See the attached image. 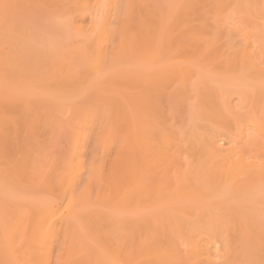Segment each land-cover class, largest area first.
<instances>
[{"label":"bare ground","instance_id":"obj_1","mask_svg":"<svg viewBox=\"0 0 264 264\" xmlns=\"http://www.w3.org/2000/svg\"><path fill=\"white\" fill-rule=\"evenodd\" d=\"M75 1V0H74ZM88 1V0H87ZM89 1H91V0H89ZM93 1V0H92ZM118 1L119 0H115V2L114 3H117L118 4ZM124 2V4H126L125 2L127 1H125V0H123ZM132 1V0H131ZM130 1V2H131ZM137 1V0H136ZM145 1V3H147L146 2V0H144ZM147 1H149V0H147ZM152 1H157V0H152ZM152 1H150V2H152ZM159 1V0H158ZM162 1V3H163V0H161ZM161 1H160V3H159V5L161 6V7H163V4L161 3ZM165 2H164V5H166V4H168L169 2H167L166 0H164ZM176 1H178V0H175V2ZM194 1H200V0H182V4L179 6V7H173L174 6V4L173 3H175L174 1H172L171 0V2H173L172 4H173V8H174V10H172V12H171V7L170 6H168L167 7V5L166 6H164V7H166V8H169V11L170 12H168L167 10L168 9H164V7L162 8L163 9V11H164V13H163V15L165 14V16H166V19L168 20V22H167V24L166 25H163L164 24V22L162 23L161 21H163L164 20V18H163V20L161 19V17H160V15L158 14L159 12H157L158 11V6L159 5H157V4H155V6L157 5V8L156 7H153L154 6V4H151V5H153V6H150V4H149V6L150 7H152V9L153 8H155V9H157V10H153L154 12L156 11L157 13L156 14H158L157 16L161 19V21H159L158 19V17L156 16V18H154L152 15L153 14H150V12H149V9L147 10V8H146V11H148V13L150 14V16H148L147 14L148 13H146V11L143 13L144 15H147V16H145V18L147 17H150V19H151V21L150 22H148V19H144V16L142 15V12H143V9L145 10V6L144 5H141V3H137V2H139V1H137L136 3L139 5H141V6H144V7H142L141 9H142V12L141 11H139L138 10V12L140 13L141 12V15H139V16H137L136 18H140V20H141V17H142V20L138 23V25H136L135 26V24H134V26H135V28H136V30H135V28H133L136 32L135 33H128L127 31V29L129 28H127V24L126 23H124L123 21L125 20H127V18L128 17H124L123 18V15H126L127 14V12H124L125 11V9H123L122 8V11H120V13H122V21H120V19H119V21H120V23L122 22V24H123V26L125 25V27H126V29H121V28H119L122 24H119V22L117 23V25L119 26L118 28H116V27H114L113 25H114V22H112L111 20L113 19V17H111L112 19L110 20V16L108 17L107 16V14L109 15V14H111V13H107V11H108V9H107V11H106V9L105 10H103V11H106V13L107 14H105V12H104V15L105 16H107V18L105 17V16H101L100 14L102 13V9L100 10V8H98L99 6H105V4H99V2H100V0L99 1H97L96 0V2L94 1L93 3H91L90 2V5L92 4L93 6H95L94 4L95 3H97L98 4V7H97V5H96V13L98 14V12H97V10L99 9V11L101 12H99L100 14L98 15L100 18L98 19V16H97V18H96V16L95 17H92V18H94V21H93V19L91 20V21H93L94 22V24L92 23V22H90V25L91 24H93V25H96L95 27H94V29H92L91 30V28L92 27H90V31H89V29L88 30H86V28L88 27V26H85V24H84V26H81V25H83L82 23H80L81 25H79L78 24V22H77V24L75 23V25H77V27L74 29V30H76L78 27V29L77 30H80V31H78V34H79V32H80V34H81V36H82V44H80L78 41L81 39V38H79L80 37V35L78 36V34L76 33L77 32V30L76 31H74L76 34H75V36H78L77 38H79L78 39V41H74L76 44H74L75 46L77 45V43H79L80 45H77V49H78V46L80 47L78 50L80 51V52H78V50L76 49V51L78 52V53H80V54H82V56H80V57H82V59H80V60H82V67H83V69H77V67H79V66H76L75 64H74V62H72L74 65H75V67H76V69L74 68V66L72 67L70 64H72L71 62H70V58L68 59V57H67V59L69 60V62L67 63V62H65V60L66 59H62L61 57V59L65 62H63L62 60H60V59H58L59 57L56 55L55 56V54L56 53H58V50L56 49V51L55 52H53V50H52V48L50 47V48H48L49 49V52H50V49L52 50L51 52H52V54H54V56H55V58L57 59H55L52 55L50 56V57H48L47 55H44V53H43V55L44 56H47V59H46V57H43L44 59H46V60H44L43 58L42 59H40L37 55V57L34 55V54H36L35 53V51L33 52V51H31L32 52V56H35V57H31V55H30V52H28L29 50H31L33 47H28L29 48V50L27 51L25 48H22V50H26V52H23L24 53V56H23V53H21V55L23 56V58H22V56H21V58L19 57V55H18V58H14V60L15 59H17V61H18V59L20 58V59H23L22 61H20V62H17L16 60L13 62V63H18V64H13L12 63V65H10V63H9V59L8 58H12V56L9 54V52H7L6 54H8V58L6 57V59H5V57H3L2 59H4L3 61H2V59L0 58V60L2 61H0V65L1 64H3V65H1V68H2V66H5V65H8L9 67H10V69L9 70H11V72H12V74H13V71L12 70H14V71H16V68L18 67V66H21L22 68L23 67H25L24 69H21V67H20V69L22 70L21 71V78L20 79H22V81H25V78H26V83H24V85H27V84H31V86H33L36 82V80L38 81V79H40V78H38L37 77V75L39 76V72L35 75L36 76V78L34 77V74L32 75L31 74V76H33L34 78L32 79L35 83H33V81H29V79L31 78V76H29L27 73H29L27 70L30 68V63H31V67L33 66H37L38 65V69H35V71L37 72V70H41L40 68H42V66H43V69H45L44 67V65H47L46 63H45V61L46 62H48V61H51L50 60V58L51 57H53V58H51V59H55L54 60V64H53V66H54V68H56V70L55 71H51V69H52V67L50 68V67H48V65L50 64H48L47 65V67L50 69L49 71H51L54 75H52V77L50 76V75H48V76H45L44 78H46V79H48L49 81H50V79H49V76L51 77V81L52 82H49L48 84H50V83H52V85H54V87L53 86H49L48 85V94H50V96L52 97V98H59L61 101L60 102H58L57 101V99L56 100H54L53 102H55V101H57V104H58V106L57 107H59V103H61V104H63L64 102H66L65 103V105L64 106H67L68 108H69V105L71 106V107H74V108H72V109H74V110H76L77 109V111L75 112V113H79L80 114V116L78 117V114H77V116L76 117H78L77 119H76V121H75V114H74V111H73V115L71 116V118H73V120L76 122H73V120L68 116V118L69 119H71L72 120V123L74 124L73 126H72V124H71V122H70V120H68L65 116H66V113L65 114H63L64 113V111H62L61 112V115L63 116V115H65V116H63V118H64V120H65V118L67 119V122L68 123H66V125L68 124V125H70V127L72 126V128H73V130H72V128H70L69 126H67V127H69V129H71V132L73 133H71V136H74V138L75 139H71V137H70V140L72 141H74V140H76V141H74L75 142V146H74V142L73 143H71V141H70V146L72 147V146H74V149H72V150H74V151H71V148H69V152L68 151H66V152H68V154L71 152L72 154L70 155H68L67 156V153H66V155H65V153H64V158H62V161H63V159H65L64 161H63V163L62 164H64L65 165V167L61 164V166H63V167H61L60 165V167L58 168V169H60L61 168V170H64L63 172H62V174L61 175H59V177H58V172H59V174H60V171H57V169L55 168V166L53 167V165L52 164H54V163H52L50 166H52L54 169H56V171L57 172H55V174L54 175H56V178L54 177V179H59V182L57 183L56 182V180H54L53 179V181H51L52 180V178L49 180L50 182H54V183H57L56 185H58L56 188H58L57 189V191L53 188V187H50L51 185L50 184H53V183H50V182H47L46 180V178L44 179V177H43V181H40L38 184H40L41 182H44V183H41V184H45L46 185V182H47V187L46 188H48V187H50L49 189L51 190L50 192H49V189H48V193H53V192H56V193H53V195H51V194H49V196L51 195V198L48 196V194H47V192L45 191L44 192V188H42L41 186V188H42V190L41 191H43L44 193H46V197L48 196V198L47 199H40V200H36V202L34 201V199H33V197H31L32 199H33V201H30V202H33V204H34V202L36 203V216L32 219V221H30L31 220V215H30V213L28 214L29 215V217L27 218L28 219V222L27 221H24V223L22 222V220H23V217L22 216H24L26 213L24 212V210H26V208H27V211L28 212H32V210H28V206H29V203H28V205L26 206V205H24L23 203V207L22 206H20V207H22L23 209H22V211L24 212V213H22V214H20L19 213V211H21L20 210V208L19 207H17V210H18V215H20L19 217H18V221L16 222V221H13V219L11 220V219H7V217H4V216H6V214H3V216H2V214H1V212H0V214H1V217H0V219H2L1 221H3V220H8L9 221V224L7 223L6 225H9L10 227L14 224V227L13 228H10L9 227V229H8V226H5L6 227V230H4L5 229V227H3L4 229V231H6V232H8V231H11V233H10V235H11V237H12V240L13 241H11V242H13L12 244L10 243V245L9 246H11L12 247V245L14 244L15 245V242L16 241H14V240H19V234H24V232L22 231V230H24V228H21L20 229V226H19V229H17L18 228V226L17 227H15L16 225H23V224H26V222L31 226V228H32V226H33V230L31 229V231H32V233H31V231L29 230V232L27 231V230H25L26 232L25 233H27L28 232V234L29 233H31V234H29V235H27L29 238L28 239H30L29 241H28V239L26 240V238H24V237H21V236H25V235H20V239L21 238H23V240H22V242L23 241H26V242H21V244H23V246L24 245H27V242H28V247L26 246L25 247V250L23 251V252H21L22 250L21 249H24V247L22 246V245H18L17 243V245L18 246H20L19 248H20V250L18 251V249H16V247L14 246L13 248V252H12V255H11V264H93L92 263V261H96L97 260V263L96 264H211V263H213L214 261H215V256L216 255H218L219 254V256H217V257H227V258H229V260H230V262H232V257L233 256H235V255H237V254H239L240 252L239 251H245L244 249H241L242 247H241V245H239L238 243H240V242H237V245H239L238 246V248L239 247H241L240 249L241 250H236L237 248V245H235L236 243H233V237H232V235H233V233L231 234V231H230V226H232V225H234L235 224V222H234V220H232V219H230V218H227L226 217V215L225 214H227V213H231V214H233L232 212L234 211V214H236L235 212H242V211H244V214H247V213H249V208L250 207H240V208H245V210H243L242 209V211H240V208H236V209H239V210H237V211H235L234 210V208H232V212L230 211V212H227V211H225V209H224V207L226 208V210H229V207L227 208L226 206H224V205H227L228 203H229V201H230V203H235V202H242L241 201V199L242 200H244V201H246V202H249V200L250 199H252L254 196L255 197H257V198H255V200L256 199H258L259 197V194H258V196H256V195H254L255 194V192H257L258 193V191H256V190H259L260 191V188L262 189V191H264L263 189H264V144H261L264 140H262V142L260 143L259 141H261L260 139H259V141H257V140H254L255 138H253L254 137V135H252L251 136V133H248L250 136L248 137H245L244 135H246V130H244V128L242 129V131L244 130L246 133L243 135L242 134V132H241V127L239 128L237 125V127L239 128V129H236V130H233L235 127H234V122H231V120L233 121L234 119H231L230 120V118L232 117V116H234L235 117V119H236V121H238L241 117H243L245 114H243V112H242V110L241 109H238V111L240 112V114H236V112H235V109H234V106L233 105H236L235 107L236 108H238V106H239V108H241V107H243V106H241L240 107V105H241V103H240V105H239V103H238V106H237V104H235V103H233V105L231 104L233 101H232V96H233V94L231 95V93H229V95L227 94H224V95H226V96H223L222 94H220L219 92L217 93V95H219V99L220 98H222V100H223V102H222V105L221 104H218V102H216V101H213L212 102V104L214 105H219V107L221 108V107H223L224 109H221L222 111L223 110H226L225 112V118H226V115H228L227 116V120L228 121H230L231 123H232V125H231V123L229 124V122H227V121H223V120H225V118L223 117V120H222V117L221 118H219L218 117V111L216 112V110L214 111V112H216L215 114V116H217V117H215V119L214 120H217L216 118H218L219 120L217 121L218 122V127L216 126V128L213 126H211L214 130H216V129H220L221 131V133H217L218 135H216V138H214L215 137V135H213L215 132L212 130V128L211 129H207V125L206 124H204V125H206V126H203V124H201L203 127H205V129L206 130H212V132L210 131V133H212L211 135L212 136H214L213 137V139H214V142H213V140L211 139H209V137L207 136V138H204L203 140H205V139H207L206 141H208V140H210L212 143H214V144H211L214 148H212L211 146H209V150H210V147H211V149L212 150H210V151H205V152H207L206 154H208V156L207 155H205V154H203L204 156H207V165L205 166V164L204 163H202V168L204 169V167L206 168V170L204 171V178H203V181H202V179H200V181H202L201 183H206L205 182V180H207V183L209 184V196H208V194L205 192L204 193V190H205V188L203 189V190H201L198 186H193V184H195L194 182H196V181H192L193 182V184H192V182H191V179L190 178H192V174H194V173H196L197 172V164L196 163H193V162H191V159L188 161V162H191V168L189 169V166H187V164L185 165V164H183V165H181V167H180V165H179V168H185L186 166L188 167V170H190V172L192 173H190V172H187V173H189L190 175V177H188V175L186 174V172H185V174H182L181 175V173H182V171L180 170V169H177L178 168V166H176V169H174V171L172 170L173 168H172V163L173 162H175V160L171 163V164H167L168 162L166 161V165L164 166V165H162V163L164 162H162V163H160V161L159 160H165L166 158H163L162 156L164 155V154H162L161 152H159L160 150L162 151V149H159V151L157 150V152H159L158 154H162V156L160 155V157H159V155L157 156L156 154H155V156L152 158L151 156V159H150V157L148 158V156H147V154L148 153H146V151H145V147H147V146H149V148L147 149V150H150V153L149 154H151L152 155V153H151V150H153V149H155V148H157V147H159V143L157 142V143H155V145H158L157 147L156 146H153L154 145V142L156 141V138L154 139V141L151 139V144H153L152 146H151V144L150 145H147V144H149V141L148 140H146L145 138H148V139H150V130H149V128L151 129V134L152 133H154L153 135H156L157 133H158V131L157 130H154V128L155 129H157L156 128V125H155V123L157 124V123H160L161 121H159V118L160 117H162V116H158V111L156 110V108H158V106L161 104V101L160 100H158L157 98H156V96L160 93V91L161 90H159V91H155L154 89H156V86L158 87V89H160L163 85H167L168 86V84H170V83H172V81L174 80V84L176 85V84H178L177 82H175V80L176 81H180L181 80V78H182V80H185V79H188V77L190 76V75H193V74H195V76H193V78L195 77H197V75H196V73H194V71H193V73H191L192 71H191V67L190 66H192L193 64L191 63V62H189V63H187V64H190L191 63V65H189V66H185V65H182V64H184L185 63V61L187 60L186 59V57L184 58V63H183V61H180V59H179V61L178 60H175L176 59V56L175 57H173L172 58V56L170 55V54H168V53H170V51L168 52V53H166L167 54V56L169 55V56H171V57H169L168 59L167 58H165V61L163 60L164 58H162L163 56H161V52H162V49H163V47H164V44H165V46L168 44V43H171V42H173V41H171V40H169L170 42H165L166 40H164L165 39V37H169L174 31H175V29H179V28H181L180 30H179V32H180V36H179V40L181 39V40H183V41H186V43H187V41H189L188 43L189 44H191V43H193V42H191L192 40H196V39H198V40H196V42L194 43L195 44V46L196 45H199V44H201V46L199 45V46H197L198 48L200 47L201 49H202V47L204 48L207 44L205 43V46L203 45L204 43L202 42H200V41H202V40H200L199 38H201L200 36H198L199 35V33H200V30L198 29L197 31L199 32H192L193 31V29L191 30V28L193 27V25H196L195 26V30L197 29L196 27H197V25L198 24H200L199 26V28H201V21H200V19L198 20V21H200L199 23H198V21H197V24H193V23H189L187 20V22H188V24L187 23H185V22H183V23H185L184 25H181L180 24V22H179V20H180V18H182V17H184L185 15H187V16H189V15H192V14H187V12H189L190 10H188V9H191V8H189V7H192L193 9H195V7H196V9H197V7H199V6H194V5H196L195 3H197V2H194ZM202 1V0H201ZM205 1V0H204ZM208 2H210L211 3V5L213 6L212 8H214V9H209V12H210V10H211V12H212V14H214V13H217L216 12V9L218 8V10H220V11H224L223 9H224V7H223V9L221 10L220 8L221 7H217V1L215 2L214 0H213V2H215V3H213L212 2V0H207ZM207 1H205L206 3H207V5H210ZM221 1V3H222V1H225V0H219V2ZM240 2H242L243 3V1H241V0H239ZM248 1H250V0H248ZM251 1H253V0H251ZM250 1V2H251ZM72 2V1H71ZM77 2H79L78 0L77 1H75L74 3L75 4H77V5H79ZM111 2V0L109 1V3ZM128 3H129V0L127 1ZM203 2V1H202ZM230 2V1H229ZM228 2V0H226V2H223L224 3V5H223V3H222V5H221V3H219L221 6H225L227 3H229ZM231 2H232V0H231ZM230 2V3H231ZM233 2H235V1H233ZM240 2H238V3H240ZM81 3V2H80ZM89 2H86V5L88 4ZM127 3V4H128ZM133 3H134V0H133ZM135 3V6L134 7H136L137 6V4ZM144 3V2H143ZM144 3V4H145ZM201 3V2H200ZM205 3V4H206ZM213 3V4H212ZM237 3V1H236V4H238ZM245 3V2H244ZM244 3L242 4V5H244ZM262 3V2H261ZM263 3H264V0H263ZM111 4V3H110ZM169 4H171V3H169ZM179 4V3H178ZM198 4V3H197ZM204 4V3H203ZM205 4L203 5V7L205 6ZM232 4H235V3H232ZM253 4V3H252ZM259 4V3H258ZM257 4V5H258ZM76 5V6H77ZM139 5V6H140ZM176 5V4H175ZM206 5V6H207ZM211 5L209 6V7H211ZM227 5H229V4H227ZM238 5H240V4H238ZM263 4H260V8H261V10H262V12H263V7H264V5L262 6ZM106 6H107V4H106ZM111 6H115V4L113 5V3L111 4ZM110 6V7H111ZM122 6V5H121ZM159 6V8H161ZM189 6V7H188ZM235 6V5H234ZM245 6H246V4H245ZM245 6L243 7V8H245ZM253 6V5H252ZM77 7H79V6H77ZM84 7H86V6H84ZM83 7V9L85 10V8ZM88 7V9L90 8V7H92V6H87ZM109 7V8H110ZM116 7V6H115ZM122 7H124V6H122ZM138 7V6H137ZM202 6H201V4H200V8H201ZM202 7V8H203ZM217 7V8H216ZM228 7V6H227ZM226 7V8H227ZM247 7V6H246ZM81 8V7H80ZM107 8V7H106ZM205 8V7H204ZM203 8V9H204ZM216 8V9H215ZM238 8V12L240 13V11L239 10H241L240 8V6L239 7H237ZM255 8V7H254ZM259 8V5L257 6V9ZM87 9V10H88ZM112 9V12H113V7L111 8ZM110 9V10H111ZM139 9H140V7H139ZM195 9V10H196ZM247 9V8H246ZM73 10V9H72ZM77 10V9H76ZM85 10L86 12H84V13H87V15H88V12H92V11H90V10ZM91 10H92V8H91ZM136 10V9H135ZM188 10V11H187ZM198 11H200V9H197ZM197 10H196V12H197ZM204 10H206V9H204ZM213 10H215V12L213 11ZM217 10V11H218ZM227 10H228V8H227ZM226 10V12H227V14H232L230 11H229V13H228V11ZM247 10H249V9H247ZM259 10V9H258ZM258 10H257V12H258ZM261 10L259 11L260 13H261ZM81 12L82 10H79V8H78V12ZM94 11V10H93ZM115 11V14H117L116 13V9L114 10ZM137 11V10H136ZM160 11V10H159ZM162 11V10H161ZM161 11H160V14H161ZM165 11H167V12H165ZM194 11V10H193ZM192 11V12H193ZM79 12V13H80ZM191 12V11H190ZM202 12V13H201ZM200 13L199 12H197V14L196 13H193L194 14V17H196L195 16V14L196 15H198V13L199 14H204L205 15V13H206V15L209 13H207V10L206 11H204V13H203V11H201ZM211 12L209 13V16H212V14H211ZM226 12L224 13V12H218L215 16L216 17H218L219 15H220V13L221 14H226ZM250 12V11H249ZM84 13H82L81 12V14L80 15H85ZM95 13V14H96ZM259 13V14H260ZM264 13V12H263ZM262 13V14H263ZM91 14L92 13H90L89 15L91 16ZM226 14V18H229L228 16L230 15H227ZM241 14V13H240ZM248 14V13H247ZM246 13L245 14H242V21H243V19H245V18H247V17H243L244 15L246 16L247 15ZM261 14V15H262ZM82 15V16H83ZM89 15H88V17H89ZM103 15V14H102ZM204 15H202V16H200V18L202 17L203 19H204ZM232 15H234V14H232ZM250 15V14H249ZM86 16V15H85ZM84 16V17H85ZM117 16V15H116ZM161 16H162V14H161ZM187 16H185V17H187ZM193 16V15H192ZM209 16H207V17H209ZM215 16H213V19L214 18H216ZM223 16V15H222ZM222 16H221V19L222 20H220V18L217 20L216 19V21L215 22H217L218 23V21H222V23L221 22H219V24H221L222 26L225 24L224 22H223V20H225V17L224 18H222ZM231 16V15H230ZM248 16V15H247ZM250 16H252V15H250ZM263 17H264V15H262ZM261 16V17H262ZM79 17V16H78ZM115 17V16H114ZM152 17V18H151ZM191 17V16H190ZM193 17V18H194ZM206 17V16H205ZM206 17V19L207 20H209L210 19V17L209 18H207ZM253 17V16H252ZM95 18H96V21H95ZM120 18H121V15H120ZM192 18V19H193ZM233 18V17H232ZM235 18V17H234ZM234 18H233V20H234ZM97 19H98V21H97ZM116 19V18H115ZM129 20H130V18H128ZM133 20H134V18H132ZM149 19V20H150ZM186 19V18H185ZM250 19V18H249ZM264 18H262V20H263ZM196 20H197V17H196ZM205 20V19H204ZM212 20V18L209 20V21H211ZM228 20V21H227ZM227 20H225V21H227V22H230L229 24H232V22L231 21H229V20H231L230 18L229 19H227ZM253 23H254V21L255 20H253L252 18L250 19ZM113 21H117V20H113ZM131 21V20H130ZM136 21H137V19H136ZM165 22H166V20H164ZM182 21H184V20H182ZM181 21V22H182ZM195 21V20H194ZM206 21V20H205ZM204 21V22H205ZM235 21V20H234ZM247 21V20H246ZM246 21L244 22H242V24L241 25H239L240 24V22H241V20H240V22H239V19H237V25H239L240 27H242V25H244L245 23H246ZM75 22V21H74ZM133 22V21H132ZM132 22L131 23H128L129 25L130 24H132ZM204 22H203V24H204ZM213 22H214V20H213ZM250 22V21H249ZM96 23V24H95ZM134 23V22H133ZM234 23V25L232 24V27L233 26H235V22H233ZM244 23V24H243ZM248 23V22H247ZM247 23H246V25H247ZM253 23H252V25H250V23H249V25L250 26H252L253 27ZM260 23V22H259ZM263 23V22H262ZM73 24V23H72ZM188 25V27H191V28H188L187 27V25ZM189 24H191V26L189 25ZM205 24H208V21H206V23ZM209 24H210V22H209ZM228 23H226L223 27L224 28H226L227 26L228 27H231L230 25H227ZM74 25V24H73ZM75 25L73 26V27H75ZM89 25V26H90ZM213 27H215L214 26V23L213 24H211ZM211 25H210V28L213 30H215V28H213V27H211ZM216 25V27H217V24H215ZM237 25H236V27H237ZM245 25V26H246ZM255 25V28H256V26H259V25H257V23L256 24H254ZM92 26V25H91ZM134 26H132V27H134ZM206 27H207V25H205ZM262 26V25H261ZM85 27V28H84ZM131 27V26H130ZM206 27H203L202 26V28L204 29V32H206V30H207V32L208 31H211L210 29H209V25H208V27H207V29H206ZM240 27H237V30L239 29L240 30ZM252 27H251V29H252ZM263 28H264V25L262 26ZM89 28V27H88ZM96 28V29H95ZM201 28V29H202ZM218 28V27H217ZM221 28L222 27H219L218 29H217V31H215L216 32V35L218 36L219 34H217V33H222V32H224L225 30L222 28V32H218V30L220 29L221 30ZM254 28V27H253ZM255 28H254V30H255ZM190 29V30H189ZM202 29V30H203ZM209 29V30H208ZM231 30V28L229 29V28H226V30ZM248 29V31H249V29L250 28H247ZM250 29V30H251ZM258 29V28H257ZM260 30H261V28H259ZM224 30V31H223ZM239 30H238V33L240 34H238V33H234V31L233 30H231L230 32H231V34L230 35H232V36H230V37H232V39H233V35L235 34V35H237V36H239V38H240V36H241V33H242V28H241V33L239 32ZM131 31V29L129 30V32ZM246 31V30H245ZM247 31V34L249 33ZM262 31V30H261ZM263 31H264V29H263ZM132 32V31H131ZM229 32V31H228ZM229 32V33H230ZM260 32V31H259ZM228 33V34H229ZM234 33V34H233ZM254 33H255V31H253V35H254ZM257 33V32H256ZM264 33V32H263ZM262 33V37H264V34ZM5 34V33H4ZM177 34H178V32H177ZM197 34V35H196ZM201 34V33H200ZM227 34V32L224 34V33H222V35H224L223 37L225 38V36H227L228 37V34ZM260 34V33H259ZM259 34L256 36V34L254 35V38H252L253 40L255 39V37H259ZM6 35V34H5ZM5 35H3L1 38L2 39H6L7 37L5 36ZM175 35V34H174ZM203 35V34H202ZM206 35H208V34H206ZM211 35H212V37H216V41H215V39L213 40V41H215V42H217L218 40H217V36H213V34H212V32H211ZM210 34H209V37L208 36H206V37H208L209 39H210V36H211ZM221 35V36H222ZM249 35H251V34H249ZM248 35V36H249ZM252 35V36H253ZM172 36V38L174 37L173 35H171ZM246 36V33L244 34V36H243V39L244 40H246V45H247V42H248V40H249V38H247V39H245L244 37ZM6 37V38H5ZM74 37V36H73ZM181 37V38H180ZM196 37H198V38H196ZM204 38V39H208V38ZM211 37V38H212ZM229 37V38H230ZM235 37V36H234ZM261 37V36H260ZM114 38V39H113ZM170 38V37H169ZM174 38H178V36L176 37H174ZM223 38V39H224ZM229 38H226V39H228V40H230ZM75 39V38H74ZM116 39V40H115ZM168 39V38H167ZM218 39H219V36H218ZM225 39V40H226ZM75 40H77V39H75ZM114 40V41H113ZM119 40H121V42L119 41ZM200 40V41H199ZM225 40H222L221 39V42H224ZM253 40H252V42H253ZM260 40V39H259ZM81 41V40H80ZM110 41H113V42H115V44H116V42L117 41H119L120 43H121V45L120 44H118V45H116V47L114 46V48L112 49L111 48V45H109V42ZM168 41V40H167ZM175 41V40H174ZM197 41H199V42H197ZM211 41H212V39H211ZM220 41V40H219ZM218 41V42H219ZM249 41H251V39L249 40ZM256 41V45H257V38H256V40H254V42ZM263 39H262V45L264 46V43H263ZM165 42V43H164ZM177 42L178 43H181L180 41H178L177 40ZM191 42V43H190ZM213 43V44H215V46H216V44L219 46V45H221V44H219V43H221V42H219V43ZM227 42V41H226ZM254 42H253V45L252 46H255V44H254ZM259 42V41H258ZM26 43V42H25ZM69 43V42H68ZM112 43V42H111ZM197 43V44H196ZM228 43H230V44H228ZM227 43V45L226 46H228V45H230V47H231V45H232V49H230V50H232V51H229V52H234L235 53V51H233V50H235L237 47H236V44L234 43V45L232 44L233 42H232V40H230V42H228ZM238 43H240V45H237V46H241V43L242 42H238ZM237 43V44H238ZM85 44H89V45H91V47L89 46L88 48L86 47V49L84 48V45ZM113 44V43H112ZM114 44V45H115ZM182 44H183V42H182ZM194 44H192L193 46H194ZM109 45V46H108ZM126 45V46H125ZM224 46H225V43L223 44ZM223 45H222V48H228V47H223ZM243 45V44H242ZM249 46H250V43L248 44ZM23 46H25V45H23ZM83 46V47H82ZM183 46V45H182ZM189 46V45H188ZM187 46V49L188 48H190V49H192L191 47H188ZM191 46V45H190ZM235 47V49H233L234 47ZM249 46H244V47H242V48H240V51H239V48H237V51L239 52H237V53H235L234 55H235V57L233 58L232 56H234V55H230V54H228V49L230 48H228L227 49V55H228V57L229 56H231L232 57V63H231V66H229V63L231 62H227L228 63V65H227V63H224V62H220L221 60H223V59H221L220 57H221V52L220 51H225V50H221V49H215V48H213V47H211V49L213 48V49H215L216 51H217V53L218 54H215L216 53V51L214 52V50L212 51V53L214 54V59L216 58V60L218 61V59H220L219 60V65L221 64V66L223 65V63L225 64V66L226 67H228L229 69H230V67H232L230 70L232 71L233 69H236V67H238L237 65L238 64H240L241 66H242V68H244V70H249L248 72H253L254 74H248V75H250L251 77L253 76V75H255V80L257 79V82H258V79H259V82L262 80V83L264 84V80H263V78H264V66H262V65H264V47H261V45H258L257 46V48L258 47H260L259 49H261L262 48V50L261 51H259L258 52V50H257V48L255 47V49H252V48H250ZM4 47V46H3ZM2 47V48H3ZM20 47V46H19ZM74 47V46H73ZM73 47H71L72 49H74L75 50V47L73 48ZM168 47H169V44H168ZM168 47H164V48H168ZM174 47V46H173ZM207 47H208V45H207ZM207 47H206V49H207ZM1 48V47H0ZM31 48V49H30ZM47 48V47H46ZM45 48V49H46ZM126 50H129V51H127L128 53H130V54H125V58H129V57H127L128 55H132V57H131V59H134V60H129L128 62H132V64L130 65L129 63V66H126V65H124V64H121L120 63V65L121 66H119V65H115V60H114V58H116L117 56H118V54H123V53H120V52H122V50H124V49ZM169 48H172L171 46L169 47ZM175 48V47H174ZM174 48H172V49H174ZM194 48V47H193ZM196 49V50H199V49ZM210 48V46L208 47V49ZM254 48V47H253ZM4 49H6L5 47H4ZM72 49H69V51L70 50H72ZM87 49H89V50H87ZM166 49H165V51H166ZM171 49V50H172ZM178 49H180V48H175L174 50H178ZM205 49V50H206ZM208 49H207V51H208ZM3 50V49H2ZM33 50H35L34 48H33ZM41 50H43V49H41ZM40 50V51H41ZM74 50H73V52H74ZM173 50V51H174ZM181 50V49H180ZM180 50H178V51H180ZM183 50V49H182ZM195 50V51H196ZM205 50H204V52L203 53H205ZM4 51V50H3ZM2 51V52H3ZM6 51V50H5ZM48 51V50H47ZM46 51V53L47 54H49L50 55V53H48ZM118 51V52H117ZM120 51V52H119ZM126 51H124V52H126ZM168 51V50H167ZM175 51V52H176ZM193 51V50H192ZM206 51V52H207ZM210 49H209V51L207 52V53H210ZM43 52H45V50L43 51ZM71 52V51H70ZM76 52V53H77ZM117 52V53H116ZM132 52V53H131ZM171 52V54L172 53H174L175 55H179V56H181V55H183V56H185V51L183 50V51H181V52H183V54L181 53V55L180 54H176V53H178V52ZM187 52H191V50L190 51H188L187 50ZM194 52V51H193ZM197 52V51H196ZM199 52V51H198ZM29 53V59L28 58H26L25 57V55L26 54H28ZM40 53V52H39ZM45 53V54H46ZM72 53V52H71ZM70 53V54H71ZM114 53H115V56L116 57H114ZM165 53H163V54H165ZM201 53V52H200ZM200 53H198V54H200ZM207 53H205L206 55H208ZM260 53V54H259ZM2 54H4V52L2 53ZM165 54V55H166ZM174 54H173V56H174ZM191 54H193V56H194V54H195V52L194 53H190V57H191ZM197 53H196V56L198 55ZM212 54V55H213ZM223 55H222V57L223 56H225L224 54L225 53H222ZM10 55V56H9ZM72 55V54H71ZM76 55V57H78L77 55L78 54H75ZM200 55H202V53L200 54ZM217 55H220V57L219 56H217ZM257 55H259V57H257ZM17 56V55H16ZM15 56V57H16ZM120 56V55H119ZM122 56H124V55H122ZM134 56V57H133ZM196 56H194V57H196ZM204 56V55H203ZM202 56V57H203ZM236 56H237V58H236ZM14 57V56H13ZM65 57V58H66ZM121 57V56H120ZM205 57V56H204ZM203 57V58H204ZM210 57V54H209V56H208V58ZM217 57H218V59H217ZM226 57V56H225ZM224 57V58H225ZM228 57H226L227 59H228ZM10 58V59H11ZM48 58H49V60H48ZM124 57H122V58H120L121 60L120 61H122L123 63H124V61H125V59H123ZM179 58V57H178ZM177 58V59H178ZM201 58V57H200ZM200 58L198 59V57H196L195 59H197V60H195L194 58L192 59L191 58V60L192 61H194L195 60V62L196 61H199L200 60ZM230 58V57H229ZM74 59V58H73ZM76 59V58H75ZM79 59V58H78ZM186 59V60H185ZM205 59V58H204ZM209 59H211V61L214 63V66H216L215 65V62L212 60V58L210 57ZM209 59H205V61L204 60H202V61H204L205 62V64L203 65V64H201L200 66H202L201 68H204V66H207L208 65V63H209ZM236 59V60H235ZM239 59V60H238ZM11 60H13V59H11ZM42 60L44 61V65H43V63H41L42 62ZM48 60V61H47ZM62 61L63 63H61V65L59 66V69H57V67H58V65L55 63V61L57 62V61ZM116 60H118L117 58H116ZM124 60V61H123ZM209 60V61H208ZM239 61L240 63H233V61ZM29 61V62H28ZM31 61V62H30ZM71 61H72V58H71ZM210 61V63H212ZM52 62V61H51ZM118 62V61H117ZM186 62H188V61H186ZM206 62H208L207 63V65H206ZM40 63L42 64V65H40ZM53 63V62H52ZM77 63V62H76ZM201 62H199V64H200ZM5 64V65H4ZM58 64H59V62H58ZM78 64V63H77ZM117 64H119V62L117 63ZM125 64H127V62L125 61ZM127 64V65H128ZM196 64H198V63H196ZM217 64V63H216ZM233 64V65H232ZM234 64H237V65H235V68H234ZM15 65V66H14ZM25 65V66H24ZM52 65V64H51ZM51 65H49V66H51ZM55 65H57V66H55ZM80 65V66H81ZM123 65V66H122ZM194 65H195V63H194ZM193 65V66H194ZM212 65V64H211ZM239 65V66H240ZM196 67L197 66H199V65H195ZM194 66V67H195ZM240 66V67H241ZM16 67V68H15ZM27 67H29L28 69H27ZM33 67L32 68H30L29 70H31L30 71V73L33 71L32 69H33ZM34 67V68H35ZM40 67V68H39ZM190 67V68H189ZM213 67V66H212ZM217 67H219V66H217ZM216 67V68H217ZM226 67H225V69H226ZM239 67V68H240ZM0 68V69H1ZM8 68V67H7ZM48 68L46 69V70H48ZM193 68V67H192ZM197 68H199V67H197ZM197 68H196V71H198V70H202L201 68H199L198 70H197ZM207 70H209L210 69V67L208 66V67H205ZM214 68V67H213ZM215 68V69H216ZM224 68V67H223ZM239 68H237L238 69V71H237V73L239 72V70L241 69H239ZM205 69V70H206ZM217 69H221V68H217ZM217 69H216V72H217ZM58 70V71H57ZM206 70V71H207ZM211 70V69H210ZM242 70V69H241ZM241 70H240V72H241ZM17 71H18V68H17ZM27 71V73H25ZM34 71V72H35ZM47 72V73H50V72ZM218 71H221L222 72V74L221 75H223V71H224V69H223V71H222V69L221 70H218ZM227 71H228V69H227ZM19 72V71H18ZM22 72H24V76H23V74H22ZM33 72V73H34ZM35 72V73H36ZM40 72H43L42 74H44V71H40ZM56 72L57 73H59L58 75L56 74ZM201 72V71H200ZM203 72H204V70H203ZM212 72V71H211ZM225 72V71H224ZM250 72V73H251ZM9 72H7V74H8ZM15 73V72H14ZM29 73V74H30ZM46 73V74H47ZM198 73V72H197ZM213 73V72H212ZM229 73H231V72H229ZM236 73V72H235ZM234 73V74H235ZM5 74V73H4ZM3 73H0V75H4ZM11 74V75H12ZM20 74V73H19ZM25 74L27 75L26 77H25ZM206 74H208V72L206 73ZM218 74V73H217ZM239 74V73H238ZM201 75H204V74H199V76H201ZM218 75H220V74H218ZM220 75V76H221ZM225 75H226V73H225ZM225 75H223V76H225ZM230 75V74H229ZM232 75V74H231ZM240 75V74H239ZM42 76V75H41ZM227 77H228V75H226ZM225 76V77H226ZM233 76H236V75H233ZM244 77H245V74L243 75ZM247 76V75H246ZM5 77H6V74L3 76V78L5 79ZM17 77V76H16ZM18 77H20V75L18 76ZM17 77V79H19ZM22 77H25V78H22ZM28 77H30V78H28ZM43 77V76H42ZM41 77V78H42ZM187 77V78H186ZM191 77V78H190ZM189 78L192 80L193 78H192V76H190ZM213 77V76H212ZM237 77H239V76H237ZM248 77V76H247ZM257 77V78H256ZM1 76H0V79H3ZM27 78H28V80H27ZM184 78V79H183ZM194 78V79H195ZM206 78H208L207 76H206ZM209 78H210V74H209ZM236 78V77H235ZM249 78L250 77H248V80H249ZM253 78V77H252ZM251 78V79H252ZM262 78V79H261ZM17 79H13V81L14 80H16V81H12V79H10V81H12L13 82V84H14V86L16 87L17 85H19L18 87L19 88H17L16 87V90L14 89L15 87H13V86H11L12 84V82L9 84L10 85V88L9 87H7L6 86V84H3V83H8V81H5V80H9V79H5V80H2L3 81V83H1V85H0V98H14V104H15V98H17L18 100H19V98H20V100H21V98H24V102H23V99H22V102L21 101H18V103H17V100H16V104H21V103H23V104H25V102L27 101L26 99H25V97H26V95L27 94H25V92L27 93V91L28 90H26L27 88H26V86H25V92L23 91L24 89V87H22V89L20 88L21 86H23L22 85V81H21V84H17V83H15V82H17ZM24 79V80H23ZM177 79H180V80H177ZM190 79H188V81L190 82H188V83H186V84H188L186 87L184 86V85H186V84H183L182 86L183 87H177V88H175L176 90L178 89V88H181V92H182V94H184V97L186 98V97H190L189 96V94L188 93H190L191 92V88H190V91L188 92V90H186V88L191 84V85H193V82H191V80ZM193 79V80H194ZM212 79V78H211ZM215 79V78H214ZM214 79H212V81H214ZM217 79V78H216ZM219 79V78H218ZM230 79H232V78H230ZM240 79H241V76H240ZM42 80V79H41ZM44 80V79H43ZM182 80H181V83H182ZM192 80V81H193ZM201 80V79H200ZM200 80H196L197 82V84L196 83H194V85L192 86V88L194 89V92H196V88L197 87H195V86H198V83H199V81ZM204 80V79H203ZM255 80H253L254 82H255ZM1 81V80H0ZM5 81V82H4ZM9 81V82H10ZM27 81H29L30 83H28ZM195 81V80H194ZM202 81V80H201ZM212 81H211V83H212ZM217 81V80H216ZM219 81V80H218ZM217 81V82H218ZM222 80H220L218 83H220ZM235 81V80H234ZM233 81V83H239V82H241V81H239V79H237V81L236 82H234ZM239 81V82H238ZM243 81V80H242ZM252 81V82H253ZM18 82H20V81H18ZM112 82V83H111ZM184 83L186 82V80L185 81H183ZM204 82V81H203ZM215 82V81H214ZM246 81H244V83H245ZM249 82H250V80H249ZM249 82H247V83H245V84H247L246 86H250L251 87V85H250V83ZM253 82V83H254ZM33 83V84H32ZM112 84V86H111V84ZM127 83H129V84H136L137 85V88L135 87V86H131V87H134V88H129L128 89V87H125L124 85L126 84L127 85ZM173 83H172V85H173ZM180 83V84H181ZM252 83V84H253ZM261 83V84H262ZM17 84V85H16ZM37 84V83H36ZM36 84H35V86H36ZM109 84H110V86H109ZM196 84V85H195ZM221 84V83H220ZM255 84H256V86L257 85H260V83L259 84H257L256 82H255ZM262 84V85H263ZM8 85V86H9ZM45 85V84H44ZM44 85L43 86H40L39 85V87H44ZM47 85V84H46ZM46 85H45V89H46ZM172 85H170V86H172ZM175 85H174V87H175ZM179 85V84H178ZM208 85L210 86V82H208ZM208 85H207V87H208ZM212 85V84H211ZM215 85H219V84H216V82H215ZM30 86V87H31ZM34 86V87H35ZM147 86H150V87H152V90H154V92L155 93H157L158 92V94L156 95H154V97L152 96L153 94L151 93V94H148V93H150V91L148 92L147 90H149V89H147ZM264 86V85H263ZM11 87H13V89L11 88ZM28 87H29V85H28ZM29 87V88H30ZM34 87H31L30 89L32 90H30V92L28 93L29 94V97H30V93H32V94H35L36 96L39 94V93H42L41 91L39 92V91H37V92H39V93H37L36 92V89H32V88H34ZM38 87V86H37ZM39 87L37 88V89H39ZM49 87H52V88H49ZM104 87L106 88L105 90V92L104 93H102L101 92V90L103 89L104 90ZM160 87V88H159ZM164 87V86H163ZM173 86H172V88H170V89H173L174 88ZM185 87V92L187 91V94H186V96H185V92H184V90H183V88ZM190 87V86H189ZM189 87L187 88V89H189ZM206 87V90H208V88ZM214 87L215 86H213V87H211L212 89H214ZM217 87V86H216ZM216 87H215V89H214V91L212 92H210L209 91V94L211 93H215V92H217V90H216ZM223 87H225V86H223ZM221 85H220V88H219V90L221 89V88H223ZM253 85H252V89H253ZM259 87H261V86H258V87H256V88H259ZM249 88V87H248ZM255 87H254V89H256ZM7 89V90H6ZM10 89H12V90H10ZM162 89V88H161ZM164 89V88H163ZM246 89V88H245ZM250 89V88H249ZM20 90L21 91H23V92H20ZM35 90V92L36 93H33V91ZM40 90V89H39ZM42 90V89H41ZM178 90H180V89H178ZM177 90V91H178ZM183 90V91H182ZM199 91H200V93H202V92H204V93H206V95H207V91H205V90H203V89H198ZM201 90H203L202 92H201ZM211 90V89H210ZM224 90V88L223 89H221V91H223ZM241 90V89H240ZM244 90V89H243ZM243 90H241V91H243ZM262 90H264V89H261V91ZM132 91H134V92H132ZM163 91V90H162ZM161 91V92H162ZM165 91H166V89H165ZM168 91H169V89L167 90V92H166V94H167V96H168V100L171 98L169 95V93H168ZM174 91L175 90H173V93H174ZM177 91H175L176 93H177ZM220 91V92H221ZM224 91H226L225 93H228V91L226 90V88H225V90ZM246 93H250V92H248V91H250V90H247L246 89ZM259 91H260V89L259 90H257L256 89V92L258 93V95H262V93L260 92L259 93ZM46 92V91H45ZM45 92H43V94H45ZM148 92V93H147ZM153 92V93H154ZM170 92V91H169ZM243 92H245V91H243ZM263 93H264V91H262ZM20 93H22V94H25V96L23 95H20ZM97 93H99L100 95H101V93H102V95H103V97L105 98V101H106V98H108V99H110L111 101L109 102V100L108 101H106V102H109V104L108 103H101L100 101H102L103 102V100H102V98L103 97H101L100 96V98L98 97V94ZM163 93V92H162ZM172 93V92H171ZM176 93L174 94V95H176ZM178 93H179V95L178 96H180L181 95V93L178 91ZM192 93V92H191ZM199 92H197V94H198ZM199 93V94H200ZM204 93H202L203 95H204ZM222 93V92H221ZM224 93V92H223ZM239 93V92H238ZM252 93V92H251ZM31 94V95H32ZM46 94H47V92H46ZM105 94V95H104ZM164 94H165V92H164ZM193 94V93H192ZM192 94H191V96H192ZM198 94V97H202L203 98V95L202 96H200ZM210 94V95H211ZM212 94V95H213ZM253 94V98H255L256 96V94L253 92L252 93ZM255 94V95H254ZM35 95H32L31 97L32 98H34V96ZM173 94H171V96H172ZM173 95V96H174ZM210 95H209V97H210ZM215 96V99L216 100H218V97L216 96V93L214 94ZM220 95H222L221 97H220ZM231 95V98L229 97ZM238 95V94H237ZM250 94H248L247 96H249ZM257 95V96H258ZM261 95H260V97H261ZM43 96L42 94H39V96L37 97V98H34V99H38V98H41V97ZM46 96H48V95H46ZM45 96V98H46V100H47V97ZM161 96V94H159V96H158V98ZM164 96V95H163ZM162 96V97H163ZM167 96H165V98H166V100H167ZM172 96V97H173ZM177 96V95H176ZM175 96V97H176ZM178 96L176 97L177 99L175 100L174 98L172 99V103H171V106L172 107H177V106H180L179 108H181L184 104H182V100L179 98L178 99ZM229 97V99L232 101V102H230V100H228V101H226L227 99H225V98H228ZM239 96V95H238ZM242 96H243V98H242ZM30 97V98H31ZM44 97V96H43ZM170 97V98H169ZM183 97V96H182ZM198 97H197V99H198ZM204 97H206L205 95H204ZM208 96H207V101H208V98H209ZM234 97H235V95H234ZM233 97V98H234ZM251 97H252V95H250V99H251ZM262 97H264L263 95H262ZM261 97V98H262ZM26 98H28V97H26ZM44 98V99H45ZM48 98H49V96H48ZM52 98H49V99H51V100H53ZM90 98H93V99H91L92 100V103H90V101H89V99ZM94 98H98L97 100L96 99H94ZM112 98H118V99H121V98H124V101H125V99H126V101L127 102H130L129 100H127V99H129V98H131V101L133 102L134 101V103L138 100V99H140V100H138L137 101V103L138 104H142V101L141 100H143L142 98H146V99H144V100H149L148 98H152L151 100H154L153 98H155V99H157L158 101H159V103H158V105L156 104V105H154L153 103H155V102H158L157 100L155 101V102H152V104H151V102H150V100L148 101V103L147 104H151V106H150V108H149V106L147 107V105H146V102H144L145 103V105L146 106H144V104H143V106L145 107L144 109H146V107H147V109L146 110H148V108H149V110L148 111H144V110H142V108L143 107H141L140 105V107L139 106H137V104H136V106H137V110H138V112H135L136 110H135V105H133L134 107L132 108L131 107V109L134 111L133 113H134V116H136V117H134L133 115H129L130 113H129V111H127L126 110V108L127 107H129L130 105H132V104H134V103H130V105H129V103H128V105L129 106H125V109L122 107L121 109H122V111L124 110H126L128 113V115L132 118H130L129 116H127L128 117V119L126 118V111H125V113H124V111L122 112L121 110V115L123 116V113L125 114L123 117H125L128 121H129V119H131V120H133V117L135 118L134 120L137 122V118H139V119H143L142 117H144V119H145V114H147V116H146V118L147 119H149L152 123H153V121H157V122H154L153 124V128H152V123H150V122H148V121H144L143 123L144 124H142V120L140 121V123H138V126L136 127L137 129H136V131H135V139L137 140V138L139 139V136H141V138L139 139L140 140V146L138 147V152H137V150H136V153H133V151L132 150H130L129 149V152H132V153H128L127 151H125V156L123 155V151H122V153H119V149L118 150H115V149H117L118 147L116 146L117 145V143H118V146H122V144H123V146L124 145H126L127 144V146L129 147V145H128V143L129 142H126V144H124L125 142V140H123V142H119V140L117 141L116 139V141H117V143L115 142V141H113V132L116 130L117 132H118V130L117 129H119V132H120V135L122 134L123 136L122 137H124V134H125V136L127 135V134H129V133H124L125 132V130H126V128L125 127H127L128 126V124L129 125H133V123L134 124H136L135 122H132V123H127L128 121L126 120V119H122V116H121V118L119 117V120L120 119H122V120H124L125 122H126V125H125V122L123 121V124H124V127H123V124L121 123V125H119L117 122H118V118H116L117 120H116V122L115 123H117L116 125H118L117 127H116V125H114L115 126V128L113 127V130L114 131H111L109 128H111L110 126H111V123H110V125L108 124V122H107V117L105 118V116L103 117L102 115L103 114H109L108 112H109V110H113V108L112 109H110V106L112 105V103H113V105H114V99L112 100ZM132 98H137V99H134V100H132ZM161 98V97H160ZM164 98V97H163ZM243 99L244 100V98H245V102L247 103H244V104H242V105H245L246 104V106L245 107H243V110H244V108H246L247 106H248V108L249 107H251V102H250V104H249V101H247L246 100V96H244V95H241V97L238 99V98H236V99H238V101L240 102V101H243V100H240V99ZM261 98H258L259 99V101H261V100H264V98L263 99H261ZM29 99V98H28ZM48 99V100H49ZM183 100H185L184 98H182ZM211 99H212V96H211ZM225 99V100H224ZM255 99H257V97L255 98ZM1 100V99H0ZM39 100H41L40 102H43V101H45L46 102V100H42V99H38L37 101L39 102ZM48 100H47V102H48ZM63 100V101H62ZM93 100H95V103L93 102ZM98 100H100L99 102H98ZM177 100H179V101H177ZM181 100V101H180ZM5 101V103H6V105L5 106H7V102L9 103L10 101L8 100L7 101V99L6 100H4ZM7 101V102H6ZM12 101V100H11ZM89 101V102H88ZM98 103H97V102ZM113 101V102H112ZM115 101H118V100H115ZM124 101H121V103H120V100H119V103H116L115 104V107H117V104H118V106H119V104L121 105V104H124L125 102ZM139 101H140V103H139ZM173 101H175L176 103H177V105H175L174 103H173ZM209 101H212V100H209ZM209 101L207 102L208 104H209ZM254 101H257V102H254ZM259 101L258 100H253V102H254V105L256 106V104H257V106L256 107H254L253 105V107H254V111H255V108H256V113H253V111H252V109H253V107H251V108H249V111H250V113H248V114H257V113H260L259 115H256V117L258 116H260L261 114H263V113H261V111H264V110H262V108H264V102L263 103H259ZM3 103V100L2 101H0V103ZM21 102V103H20ZM124 102V103H123ZM150 102V103H149ZM178 102H181V104L180 105H178L179 103ZM235 102V101H234ZM30 100H29V105H30ZM50 103L52 104V102L50 101ZM49 103V104H50ZM169 103V102H168ZM169 103V104H170ZM183 103H185V102H183ZM195 103H196V100H195ZM206 103V104H207ZM211 103V102H210ZM13 104V105H14ZM32 104V103H31ZM50 104V105H51ZM66 104H68V105H66ZM111 104V105H110ZM188 104V103H187ZM193 104H194V102H193ZM206 105V106H209V105ZM212 104H210V105H212ZM249 104V105H248ZM260 104V107H261V111L260 112H258V105ZM261 104H262V106H261ZM8 105H12V104H8ZM12 105V106H13ZM26 106L28 105V103H26L25 104ZM25 105H23V106H25ZM28 105V106H29ZM62 105V106H63ZM109 106V108H108V106ZM112 105V106H113ZM125 105V104H124ZM173 105H175V106H173ZM182 105V106H181ZM199 105H200V103H199ZM202 105V104H201ZM221 105V106H220ZM2 108L3 107H5V106H2V104L0 105ZM18 106V105H17ZM17 106H16V108H17ZM23 106L21 107V105L19 106V109H17V110H20V107L23 109ZM52 106L54 107V103L52 104ZM162 107L161 108H163V105H161ZM187 106H189V105H187ZM203 106V105H202ZM205 106V107H206ZM32 107V106H31ZM30 107V108H31ZM56 107V106H55ZM54 107V108H55ZM120 107V106H119ZM118 107V108H119ZM196 107V106H195ZM219 107H217L216 106V109L217 108H219ZM258 107V108H257ZM25 108V107H24ZM42 108V107H41ZM41 108H40V110H41ZM44 108H47V107H44ZM42 109V111H40V110H36V111H39V115L41 114L40 112H43L44 110H45V112L44 113H42L43 115H45V113L46 114H48V116H49V112L51 113V111L49 110V109ZM48 108H50V107H48ZM53 108V109H54ZM76 108V109H75ZM107 108V109H106ZM138 108H140V110L138 109ZM178 108V107H177ZM186 108V107H185ZM197 108V107H196ZM200 108H202V107H200ZM199 107L197 108V111H198V109H200ZM208 107H206L205 109H204V106H203V109L206 111V109H207ZM211 108V107H210ZM247 108V109H248ZM7 110L9 109V108H6ZM5 109V111L6 112H8L7 110ZM26 109H28L29 110V108H25V110ZM35 110V108L33 107L32 109H30V110ZM51 109V108H50ZM59 109H63V107H60ZM59 109L57 110V108H56V110L55 111H59ZM109 109V110H108ZM116 108H114V113L116 114V116H120V114L118 115L117 113H119L120 111L118 110V111H116L115 110ZM131 109L129 108V110L131 111ZM160 109V108H159ZM182 109V108H181ZM189 109H190V107H189ZM188 109V110H189ZM202 109V110H203ZM215 109V107L214 108H212V109H210V111L209 110H207L208 111V113H206L205 111H204V113L205 114H203L202 113V110H201V113L203 114V115H207L208 116V118H209V116H210V118H212L213 117V114L212 113H210V112H213V110ZM246 109V110H247ZM27 110V111H28ZM60 110V111H61ZM142 110V111H141ZM161 110V109H160ZM212 110V111H211ZM245 110V113H246V116L248 117V115H247V111ZM0 111L1 112H3L4 110L2 109H0ZM4 111V112H5ZM23 111L24 110H22V112L20 113V114H24L23 113ZM27 111H24V112H27ZM36 111H34V112H36ZM67 111H71V109H69V110H66V112ZM105 111H107V112H105ZM144 111V112H143ZM174 111V110H173ZM197 111L195 110L194 112L195 113H197ZM0 112V113H1ZM19 112V111H18ZM72 112V111H71ZM71 112H68L67 114H70ZM117 112V113H116ZM160 112V111H159ZM187 112V111H186ZM193 112V111H192ZM224 112V111H223ZM239 112H237V113H239ZM29 113V112H28ZM33 113V112H32ZM53 113V112H52ZM60 113V112H59ZM59 113H58V116H59ZM111 113V112H110ZM135 113H137L136 115H135ZM184 113V112H183ZM195 113H193V116L195 115ZM241 113H242V115H241ZM3 116L5 115V117H7V116H10V115H8V114H4V113H1ZM13 114V116L16 114V118H21V116H22V120H23V115H21L20 117H18V114L15 112V113H12ZM30 114V113H29ZM37 114V113H36ZM115 114H112V115H115ZM131 114H132V112H131ZM153 114H154V116H153ZM161 114V113H160ZM192 114V113H191ZM201 114V115H202ZM220 114H221V112H220ZM224 114V113H223ZM223 114H222V116H223ZM0 116V118L1 117H3V116ZM7 115V116H6ZM31 115V114H30ZM33 115V114H32ZM35 115V114H34ZM39 115H37V117L36 116H33V118L34 117H36L37 118V120H38V122L40 123V125H42L43 126V124L44 125H49L48 123L47 124H45L46 122H45V120H47L48 119V116L47 115H45V116H47V117H45V116H42L43 117V119H41L40 121H39V118L41 117H38ZM51 115V114H50ZM53 115V114H52ZM52 115L51 116H49V118L51 117V119H50V122H52L51 123V125H56V127L58 126V124L60 123V125L61 126H63V124L62 123H65L66 121H64L63 120V118H62V121H64V122H60L61 120H59V123L57 124V122L56 121H58V118H57V120H56V116L55 115H57V114H55L54 113V120H56V121H53L52 120ZM60 115V116H61ZM98 117H97V116ZM111 114H110V116H112ZM143 115V116H142ZM149 115H150V118H149ZM186 115H188V114H186ZM198 115V114H197ZM196 115V116H197ZM200 115V114H199ZM200 115V116H201ZM255 115L253 116V120L254 121H256V119H258V120H261V119H259V118H254L255 117ZM61 116V117H62ZM101 118H100V117ZM142 116V117H141ZM151 116H153V117H151ZM212 116V117H211ZM241 116V117H240ZM245 116V117H246ZM251 116V115H250ZM250 116H249V119H251L250 118ZM263 116V115H262ZM27 117V116H26ZM32 117V116H31ZM41 117V118H42ZM46 119H45V118ZM114 117V116H113ZM175 117V116H174ZM192 117V116H191ZM199 117V116H198ZM4 118V117H3ZM10 118V117H9ZM14 118H15V116H14ZM12 119V120H10V122L11 121H14L15 122V119ZM29 118V117H28ZM33 118H31L30 119V121L33 119ZM91 118H94V119H96V118H98L97 120H99L100 121V119L102 120L101 122H96L95 121V123H93L94 124V126L96 125V123H97V125H99L100 127H99V129L100 128H103L104 126V124L107 126H105L106 128H105V130H103L102 131V129L101 130H99V129H97L98 130V132L99 131H102V132H99V133H101L100 134V140H99V142H100V146H99V144L97 145L98 147H100V149H108L109 147H111V146H109L110 144H111V142L112 143H114L115 142V144H113L114 146H116V147H114L115 149V151L117 152V153H119V154H121V155H119V154H117V158H118V156H119V158H118V160L117 161H115V163H114V161H112V158H111V162L110 161H108L107 160V156H105V154L103 155L105 158H103V156H102V158H101V156H98L99 158H96V159H99V160H94V159H90L89 158V155L91 154L90 152L92 151V150H94L93 151V154H94V152H95V154L94 155H92L93 157H96V152L98 151L99 152V149H93V147H92V149L90 150V154L88 155L87 153V155H88V157L86 156H84V153L85 152H82V151H84L83 149L84 148H82L81 150H80V146L81 147H84L85 145H84V141H86V139H87V137L89 136L86 132V128H88V130H89V128L90 127H87L88 125L87 124H89V123H87V121H91ZM151 118H153V119H151ZM195 118V117H194ZM204 118V117H203ZM210 118H209V120H210ZM229 118V119H228ZM262 118V117H261ZM35 119V118H34ZM45 119V120H44ZM104 119H105V122H103L104 121ZM115 119V118H114ZM191 119H193V117L191 118ZM190 118H189V120H191ZM207 119V118H206ZM248 118H244L243 117V119L241 118L239 121H240V123H241V120L242 121H245V120H247ZM249 119H248V122L247 121H245V122H247V124H244L245 125V127L248 125V127H246V128H248L247 130H248V132L249 131H251L249 128L250 127H253V126H257L256 124H255V122L251 119L250 121L252 122V124L254 123L255 125H253V126H251L250 125V123L251 122H249ZM17 121H16V123H18L19 124V122H20V120H19V122H18V119H16ZM42 120H43V122L44 123H42ZM49 120V119H48ZM113 119H111V121H112ZM201 120H203L202 118H201ZM204 120H205V118H204ZM2 121H4L3 119H2ZM7 121V120H6ZM29 121V124L32 122L33 123V120L30 122ZM121 121V120H120ZM119 121V122H120ZM139 121V120H138ZM159 121V122H158ZM184 121V123H185V120H183ZM198 121H200V120H198ZM198 121H195V122H198ZM211 121V120H210ZM262 121V120H261ZM261 121H256L257 122V124H260L261 126H264L263 125V121H264V116H263V121L261 122ZM8 122V121H7ZM48 122V121H47ZM53 122H56V123H54L53 124ZM92 122H94V120H92ZM113 122V121H112ZM130 122V121H129ZM204 121H202V123H203ZM214 122L216 123V121H213L212 123L214 124ZM258 122H261V123H258ZM12 124H10V125H12V126H10L9 125V123H4V125H8L6 128H10V127H14V129H15V127H18V130L20 131V128H19V126L17 125V124H15V126H13L14 124H13V122H11ZM31 123V125H33V127H29L30 128V130L29 131H31L30 132V134H32V133H36L37 134V132H35L36 130L38 131L39 130V128L38 127H40V126H38L39 125V123L37 124V123H35V121H34V123L36 124H32ZM42 123V124H41ZM99 123V124H98ZM114 123V122H113ZM201 123V122H200ZM200 123H199V125H197V127H201L200 129H199V131L201 130L202 131V129L204 130V132H205V129L204 128H202V126H200ZM236 123H239V122H236ZM235 123V124H236ZM239 123V125H241ZM242 123H244V122H242ZM249 123V124H248ZM91 125H93L92 123H90ZM103 124V125H102ZM210 123H208V125H209ZM2 125V126H1ZM17 125V126H16ZM20 126L22 125V124H19ZM30 125V126H31ZM55 125L53 126V127H55ZM87 125V126H86ZM91 125H89V126H91ZM101 125H102V127H101ZM131 125V126H132ZM151 125V126H150ZM158 125V124H157ZM171 125H173V124H171ZM170 125V126H171ZM211 125V124H210ZM229 125H231L233 128L231 129V131H235V132H237L238 130H239V132L241 133V137L238 135V132L237 133H235V132H233V133H235V136L233 137V139L235 138V137H237L238 136V139H239V137H240V139H239V141H237L236 142V140H237V138H235L234 139V141L231 139V140H229L230 142H228V144L230 145L225 151H223L219 146H222L223 147V143L222 144H220V142H224V141H220V142H218V137L222 134V136L223 135H229V133L231 132L230 130V132L228 131V130H226V128L227 127H229ZM244 125H243V127H244ZM34 126H37L36 128H38V129H35V130H33L32 131V128H34ZM86 126V130L85 129H83L84 127ZM93 126V127H94ZM123 127V129H124V131L122 130V132L124 133H121V129L122 128H120V127ZM130 126V127H131ZM134 126V125H133ZM133 126L131 127V128H133ZM158 126H160V124L158 125ZM189 126H191V125H189ZM231 126H230V128H231ZM242 126V125H241ZM1 127H3V129L1 128ZM4 127L5 126H3V124H0V157H5V159H6V156H7V152H6V150H7V148H6V146H4V142H2L3 140H5V139H1V135H2V137H4L5 135H4V133L5 134H7L8 132H9V130L8 129H6L7 131V133L4 131ZM21 127H24V126H21ZM45 127V126H44ZM44 127H42V128H44ZM49 127V126H48ZM52 128V130H50L51 128ZM49 128H47V126H46V128H44V130L46 129V131L49 129L50 130V133L52 134L53 132H55L56 130L52 127V126H50ZM96 127H98V126H95V131H97L96 130ZM130 127H128L127 129L129 130L130 129ZM160 127H162V126H160ZM172 127V126H171ZM171 127H170V129H171ZM195 127V126H194ZM58 128H60L59 126H58ZM83 130H82V129ZM258 128V127H257ZM263 128V127H262ZM261 128V129H262ZM27 129H28V127H27ZM57 129V128H56ZM91 129H92V126H91ZM133 129H135V128H133ZM158 129H159V127H158ZM176 130V128L175 127H173V132ZM190 129V128H189ZM188 129V130H189ZM197 129V128H196ZM195 129V130H196ZM252 129V128H251ZM18 130H17V128H16V130L15 131H17L18 132ZM26 130V129H25ZM85 130V131H84ZM93 130V129H92ZM127 130V131H128ZM153 130L156 132L157 131V133H155V132H153ZM160 130V129H159ZM192 130V129H191ZM195 130H194V132H195ZM218 130L216 131V132H218ZM254 130V129H253ZM264 130V129H263ZM2 131H4V133H2ZM15 131H13L14 132V134H16L17 132H15ZM28 131V130H27ZM45 131V132H46ZM66 131V130H65ZM91 131V130H90ZM116 131L114 132V134H116ZM126 131V132H127ZM133 131V130H132ZM162 131V130H161ZM186 131H187V129H186ZM228 131V132H227ZM258 131V130H257ZM257 131L254 133V132H252V134H256L257 133ZM48 133H49V131H47ZM46 132V133H47ZM89 132V131H88ZM93 131H91V133H92ZM98 132H96L98 135H99V133ZM128 132H131L130 130L128 131ZM149 132V133H148ZM160 132V131H159ZM176 132H178V130H176ZM188 132H190V130L188 131ZM196 132H198V131H196ZM203 132V131H202ZM258 132H260V134H261V132H262V130L261 131H258ZM40 133V134H39ZM49 133V136H51V134ZM95 133V132H94ZM93 133V136L95 135ZM206 133V132H205ZM207 133H208V131H207ZM232 133V132H231ZM18 134H19V132H18ZM33 134V135H34ZM34 135V138L36 137V138H39L40 136H38L37 137V135L39 134V135H44V133H43V129H41V131L39 130V132H38V134L37 135ZM175 134V133H174ZM190 133H188L187 135H189ZM192 135H193V132L191 133ZM236 134H237V136H236ZM247 134V135H248ZM258 134V133H257ZM33 135H31V136H33ZM46 135H48V134H46ZM92 135V134H91ZM119 134L117 133V136H118ZM152 135V136H153ZM157 135H159V137H160V135H162V133L161 134H157ZM166 135H168V134H164V136L166 137ZM199 135V134H198ZM234 135V134H233ZM9 136H11L10 134H9ZM93 136H90V139H93ZM97 136V135H96ZM96 136H94V139H95V137ZM115 136V135H114ZM131 137V133L128 135V137ZM138 136V137H137ZM163 136V135H162ZM164 136H163V138L162 139H164L165 140V138H164ZM180 136H181V134H180ZM193 136H195V135H193ZM222 136H220V137H222ZM231 136V135H230ZM261 136H263V134H261L260 136H255L256 137V139H258L259 137H261ZM15 137H17V136H15ZM119 137V136H118ZM175 137V135L173 136V138ZM202 137H204V136H202ZM202 137H201V141H202ZM219 137V138H220ZM224 137V136H223ZM222 137V138H223ZM232 137V136H231ZM231 137H229V139L231 138ZM258 137V138H257ZM264 137V136H263ZM4 138H6V137H4ZM7 138H8V140L10 139V137H8V135H7ZM7 138H6V142H8V140H7ZM14 138V137H13ZM117 138V137H116ZM120 138V137H119ZM118 138V139H119ZM132 138V137H131ZM166 138H168V136L166 137ZM190 138V137H189ZM194 138H199V137H194ZM193 138V139H194ZM221 138V139H222ZM227 139H225V140H227L228 141V137H226ZM242 138V139H241ZM245 138H249V140L250 139H252V140H250V141H246V139ZM14 139H16V138H14ZM14 139L12 140L13 141V145H12V141L10 140V142H8V144L10 143V145H8V144H6V145H8V147L10 146L11 147V151L13 152L15 149V147H13V146H16L17 145V148H25V147H23L22 145H20L21 147H19V144H18V140H17V144L14 142ZM20 139V138H19ZM93 139V140H94ZM98 139V136H97V138H96V140ZM123 138H120V140H122ZM125 139V138H124ZM141 139H143L142 141H141ZM169 139V138H168ZM192 139V138H191ZM192 139V140H193ZM200 139V138H199ZM15 140V141H16ZM21 140V139H20ZM35 140V139H34ZM144 140H146L145 142H146V144H145V142H144ZM175 140H177V139H175ZM174 140V141H175ZM181 140V142H182V139H180ZM180 140H178L177 142H179ZM198 140V139H197ZM196 140V141H197ZM22 141V140H21ZM69 141V140H68ZM90 141H92V140H90ZM147 141H148V143H147ZM172 141V140H171ZM174 141H172V143L174 142ZM194 141H195V139H194ZM198 141H200V140H198ZM254 141V142H253ZM20 142V141H19ZM87 142H88V140H87ZM93 142V141H92ZM96 142H98V140L96 141ZM96 142H94V143H96ZM137 142H139V141H137ZM162 142V141H161ZM164 142H166V141H164ZM167 142H170V139H169V141L167 140ZM176 142V141H175ZM205 142V141H204ZM209 142V141H208ZM22 143V142H21ZM20 143V144H21ZM83 144L84 146H82V145H76V144ZM120 143H122L121 145H120ZM187 143V142H186ZM185 143V144H186ZM190 143H194L195 145L198 143H196V142H190ZM227 143V142H226ZM235 143V144H234ZM92 144V143H91ZM90 144V145H91ZM97 144V143H96ZM145 144V145H144ZM160 144H163V145H165V143H160ZM170 144H171V142H170ZM174 144V143H173ZM173 144H171V145H173ZM199 144V143H198ZM219 144V145H218ZM228 144H226V146L228 145ZM166 145H168V146H170L169 144H166ZM165 145V146H166ZM175 145V144H174ZM195 145L193 146L194 148H195ZM69 146V143H68V145L66 146V147H68ZM69 146V147H70ZM79 147V150H78V148L77 147ZM86 146H88V145H86ZM86 146H85V148H86ZM94 146V145H93ZM96 146V147H97ZM122 146V147H123ZM161 146V145H160ZM189 146H191V144L189 145ZM196 146H199V145H196ZM201 146V145H200ZM199 146V149L200 148H204V147H200ZM205 146V148L207 147V145H204ZM10 147L8 148V149H10ZM76 147V148H75ZM126 147V146H125ZM137 147V146H136ZM151 147L153 148V149H151ZM163 147V146H162ZM5 148H6V150H5ZM16 148V149H17ZM87 148H89V146L87 147ZM112 148V147H111ZM110 148V149H111ZM120 148V151H121V147H119ZM127 148V147H126ZM164 148V150H165V148H167V146L166 147H163ZM172 147L170 146V149H171ZM177 147H175L174 148V146H173V149L175 150V152L173 153H171V154H175V153H177L178 152V150L176 149ZM182 148V147H181ZM184 148L185 147H183V150H184ZM191 148H192V146H191ZM194 148H193V150H194ZM224 148H226L225 146H224ZM27 149V148H26ZM65 149V148H64ZM66 149H68V148H66ZM105 149V150H106ZM109 149V150H110ZM168 149H169V147H168ZM21 150V149H20ZM20 150H16V151H18V155H15L14 156V154L12 155V153H9L10 155L9 156H11V157H13V158H10L11 160L12 159H14L15 160V158L14 157H17L18 158V156H19V153H20ZM23 150V149H22ZM86 150H88V149H86ZM95 150H97V151H95ZM109 150H107L108 152H109ZM123 150V149H122ZM124 150H125V148H124ZM155 150V151H156ZM163 150V152H165ZM187 151H190L189 149H186ZM204 150H208V147H207V149H201V151L202 152H200V151H197V150H195L196 152H198L197 154L199 155V156H202V154H199V153H204ZM10 151V150H9ZM25 151V150H24ZM49 151H52L51 149L49 150ZM64 151V150H63ZM103 151V150H102ZM107 151H105V153H107L108 154V152ZM134 151H135V149H134ZM154 151V150H153ZM155 151H154V153H155ZM166 151H168V150H166ZM177 151V152H176ZM181 151V150H180ZM180 151L178 152V156H182V155H184V154H180L179 155V153H180ZM186 151V153H187V155H189V157L191 156L190 154L191 153H188ZM23 152V151H22ZM27 152V151H26ZM31 152V151H30ZM29 152V153H30ZM88 152V151H87ZM97 152V153H98ZM112 152V151H111ZM4 153H6V156H4L5 154ZM15 153V152H14ZM25 153V152H24ZM28 152L26 153L27 155H29V156H27V155H25L26 156V158L25 159H29V158H27V157H31L30 156V154H29ZM50 153H52V152H50ZM100 153H101V150H100ZM113 153V152H112ZM127 153H128V155H127ZM167 152H165V154H166ZM16 154H17V152H16ZM85 154V155H86ZM102 154V153H101ZM100 154V155H101ZM106 154V155H107ZM113 154H115V152L113 153ZM112 154V155H113ZM194 154V153H193ZM192 154V156H191V158H194V156H195V158L197 159L198 158V156H197V154L195 155H193ZM3 155V156H2ZM61 155V154H60ZM154 155V154H153ZM152 155V156H153ZM22 157H23V153H22V155H21ZM24 156V157H25ZM32 156H33V154H32ZM35 157H36V154L34 155ZM62 156V155H61ZM91 156V155H90ZM116 156V155H115ZM168 156H170V155H168ZM203 156V157H204ZM21 157V158H22ZM23 157V158H24ZM35 157H32L33 159L35 158ZM60 157V156H59ZM65 157H67V158H65ZM110 157H111V154H110ZM121 157V158H120ZM163 159H162V158ZM165 157V156H164ZM184 157V156H183ZM189 157H186V158H188L189 159ZM202 157V158H203ZM22 158V159H23ZM101 158V159H100ZM161 158V159H160ZM168 158H171V156L170 157H168ZM182 158V157H181ZM9 159V160H10ZM19 160H20V158H18ZM39 159V158H38ZM38 159L36 158V160L38 161ZM109 159V158H108ZM153 162H151L150 160ZM200 159H201V157H200ZM206 159V158H205ZM11 160L10 161H8L7 163L8 164H16V162H14V163H12L11 162ZM14 160H12V161H14ZM17 160V159H16ZM30 160V159H29ZM58 160V159H57ZM113 160H115L114 158H113ZM156 160H158L159 161V163H160V165H162L161 167L163 168V170L162 169H160V172L158 171V172H156V174H155V172L151 169V167L148 165V164H150V163H148V164H146L148 161L149 162H151V164H155L154 162H156ZM171 160V159H170ZM177 160V159H176ZM182 160H185V159H182ZM193 160V159H192ZM199 160V159H198ZM202 160V159H201ZM3 161L5 162V160L3 159ZM6 161H7V159H6ZM23 161V164L20 162V164H22L23 166L22 167H24L25 165H24V162L26 161V160H22ZM31 161V160H30ZM29 161V163H28V160H27V163L28 164H30L29 166H28V164H26V162H25V164L27 165V167L25 166V169L24 170H28V167L29 168H31L32 166V162L33 161H31L30 162ZM37 161H35V162H37ZM147 161V162H146ZM158 161L156 162V164L158 163ZM172 161V160H171ZM170 161V162H171ZM196 161V160H195ZM204 161V160H203ZM203 161H200V162H203ZM9 162H11V163H9ZM42 162V161H41ZM49 163V160L48 161H46V163ZM205 162V161H204ZM7 163L5 162V164L7 165ZM34 163V162H33ZM58 163H61L60 161L58 162ZM114 163V164H113ZM178 163H179V160H178ZM206 163V162H205ZM34 164H36V163H34ZM33 164V165H34ZM44 164H45V162H44ZM150 164V165H151ZM9 165V166H10ZM17 166L19 165V163L17 162V164H16ZM37 165H40L38 162H37ZM37 165H35V167L37 166ZM49 165H47L48 167H49ZM159 165V166H160ZM175 165V164H174ZM185 165V166H184ZM200 165H201V163H200ZM9 166H8V168H9ZM17 166H15V165H13V168L14 167H17ZM40 166H42V165H40ZM46 166V165H45ZM56 166H58V164H56ZM158 166V165H157ZM182 166H184V167H182ZM204 166V167H203ZM19 168H21V165H19L18 166ZM38 167V166H37ZM37 167H36V171H34L35 169H32L34 172H36V174H34V173H32L31 171V173L32 174H34L35 175V177H36V175H38V179H40L39 177H42L43 176V174H38L40 171L39 170H41V167H38V169H37ZM48 167H42V171H44V174H48V172H47V170L50 172L49 174H51L52 172H54L55 170L53 169V168H50V169H52L53 171L51 172L50 170H49V168ZM161 167H159V168H161ZM11 168H12V165H11ZM43 168H45V169H47L46 171L45 170H43ZM174 168H175V166H174ZM153 169H156L155 167H153ZM198 169H200V167H199V165H198ZM12 170V169H11ZM20 169H16L15 171H19ZM22 170H23V168H22ZM30 170V169H29ZM39 172H38V171ZM162 170V171H161ZM182 170H185V169H182ZM14 170H12V172H13ZM14 171V172H15ZM21 171V170H20ZM19 171V172H20ZM11 172V173H12ZM184 172V171H183ZM20 173H22V172H20ZM41 173H43V172H41ZM57 173V174H56ZM13 174V173H12ZM23 174V173H22ZM19 175V176H21L20 177V183H21V181H22V177L24 178V176L23 175ZM28 174V173H27ZM48 174V175H49ZM30 177H31V175L30 174H28ZM47 175V177L49 178V176ZM198 176V175H197ZM201 176V175H200ZM174 177H175V182H174V180H172V178L174 179ZM196 178V177H195ZM30 179H32V178H30ZM193 179H194V176H193ZM197 179V178H196ZM25 180V179H24ZM35 180V182L37 181L38 182V180L37 179H33V181ZM42 180V179H41ZM45 180V181H44ZM197 180H199V178L197 179ZM26 181V180H25ZM31 182H32V180H30ZM30 182V183H31ZM199 182V181H198ZM22 183H23V181H22ZM21 183V184H22ZM28 183V182H27ZM34 183V182H33ZM200 183V182H199ZM206 183V185L205 186H207L208 184ZM36 184V183H35ZM38 184H36V185H38ZM197 184V183H196ZM50 185V186H49ZM55 184H53L52 186H54ZM95 185L97 186V187H100V189L99 188H97L96 187V189H98V190H96L94 187H95ZM31 186V185H30ZM39 186V185H38ZM122 186V188L123 189H120L119 187H121ZM203 186V185H202ZM204 186V187H205ZM32 187H33V185H32ZM37 188V187H36ZM54 190V191H52V189ZM119 188V189H118ZM32 189V188H31ZM115 191H114V190ZM5 190H6V188H5ZM23 190V189H22ZM40 190V189H39ZM31 191V190H30ZM97 191V192H96ZM112 191H113V193L115 194V193H117V194H119L118 192H120V195H118L119 197L121 196V191H123L124 192V194H125V197L128 199V200H131V202H133L134 201V207L132 206V208H131V206L130 207H127L126 208V206L125 207H123V208H125V209H132V212H133V215H135V221L133 222V224L130 226V225H128L127 226V224L130 222L131 223V221H125L126 222V225H125V223L124 224H122V222L119 220L118 222L120 223L121 222V225H119V226H121V227H123L122 229L124 230V228H126V226H127V228L125 229V230H127V231H123L124 232V234L121 232L122 230H120V227H118V228H115V225H113L114 223L112 222V227H114L115 229H118L117 231H119L120 230V232L122 233H119V232H117V233H119V235L121 234V238L119 237L118 238V242H117V240L115 239V241H114V243L112 242V240H114V236H113V234L114 233H112V235L111 236H113V238L112 237H110V235H108L107 236V233L109 232V231H111L110 229L112 228V227H110V226H108V228H106L107 227V225H106V227H105V221L103 222V216H105L102 212H101V209H103L105 206L103 205V206H100L101 204H103V203H105L106 201H108V200H110V198L112 197V200H113V198H114V196L116 195H112ZM167 192V195L166 196H164V194H163V192ZM205 191H207V189L205 190ZM251 191V192H250ZM254 191V192H253ZM39 192V191H38ZM154 193V196H152L153 195V193ZM250 192V193H249ZM234 194V198L233 199H236L235 200V202H234V200L232 201V200H224V198H227V196H226V194H228L229 196L231 195V194ZM254 193V194H253ZM7 194V193H6ZM37 194V193H36ZM233 194H232V196H233ZM247 194H249V195H247ZM251 194H253V195H251ZM262 194V193H261ZM14 195H15V193H14ZM246 195V200L245 199H243L244 198V196ZM45 196V195H44ZM124 196V195H123ZM224 196H226V197H224ZM242 196H243V198H242ZM250 198H248V197ZM250 196H252V197H250ZM39 197V196H38ZM154 197V198H153ZM163 197H164V202H163ZM221 197H224L223 199L221 198ZM30 198V197H29ZM30 198V199H31ZM229 198H231V197H229ZM247 198L249 199L248 201H247ZM36 199V198H35ZM39 199V198H38ZM115 199H116V196H115ZM123 199V198H122ZM126 199V200H127ZM16 200V199H15ZM26 200V199H25ZM29 200V199H28ZM119 200V199H118ZM121 200V199H120ZM124 200H125V198H124ZM254 200V199H253ZM7 201V200H6ZM144 201H146V204H144ZM251 201V200H250ZM12 202V201H11ZM112 202V201H111ZM116 201H114V202H112L111 203V205H112V207L114 206V203H115ZM118 202V201H117ZM120 202V201H119ZM122 202V201H121ZM121 202L120 203H118L119 205L121 204ZM126 202H128V201H126ZM130 202V201H129ZM161 202L162 203H164V205H163V209H160V205H159V203L161 204ZM264 202V201H263ZM4 204L3 205H5V202H3ZM99 203H101V204H99ZM108 203H110V202H108ZM226 203V204H225ZM253 202L251 201V204H252ZM12 204H14V203H12ZM27 204V203H26ZM117 204V205H118ZM123 204H126V203H123ZM133 204V203H132ZM171 204V205H170ZM205 204H207L208 205V207H207V209L208 210H206V212L207 213H205V210H204V213H202L203 212V210H202V206L203 205H205ZM236 205V207H238V205L240 204H238L237 205V203H235ZM243 204H245V203H243ZM243 204H241V205H243ZM251 204H250V206H251ZM7 205H8V203H7ZM17 205V204H16ZM35 205V204H34ZM33 205V206H34ZM98 205V209H99V206L101 207V209H100V211L98 210H96L95 208H96V206ZM115 205H116V203H115ZM122 205V204H121ZM230 205V204H229ZM233 205V204H232ZM231 205V207H235L234 205L232 206ZM0 206H2V205H0ZM29 207V209H34L35 207ZM108 206H110V205H108ZM228 206V205H227ZM240 206V205H239ZM245 206H246V204H245ZM249 206V205H248ZM116 208H117V206H115ZM115 207H113V208H115ZM3 208H6V211H7V207L6 206H3ZM19 208V209H18ZM25 208V209H24ZM108 208L109 207H106V211H108ZM113 208H109L110 209V211L111 210H113ZM119 208H121V206H119ZM118 208V209H119ZM205 208V207H204ZM223 208V209H222ZM8 209H9V207H8ZM13 209V208H12ZM15 209V208H14ZM122 209V208H121ZM125 209H124V212H123V210H122V213H125ZM2 210H4L5 211V209H0V211H2ZM11 210V209H10ZM8 211V213L10 214V215H12L15 211H16V209L15 210H13V212L11 213V211ZM35 210V209H34ZM34 210H33V212H34ZM116 210V209H115ZM115 210H114V212H115ZM223 210L226 212H223ZM248 210V211H247ZM3 211V212H4ZM104 211V210H103ZM105 211V212H106ZM109 211V212H110ZM117 212H118V210H116ZM128 211V210H127ZM126 211V212H127ZM245 211H247V212H245ZM27 212V213H28ZM121 212V211H120ZM145 212H148L147 213V216L146 215H144V213ZM158 212V213H157ZM16 213H17V211H16ZM16 213H15V215H16ZM112 213H113V211H112ZM119 213V212H118ZM122 213H121V215L120 216H122ZM225 213V214H224ZM237 213V214H238ZM8 214V215H9ZM107 215L105 216V218L108 216V214L109 213H106ZM117 214V213H116ZM120 214V213H119ZM242 214H243V212H242ZM251 214V213H250ZM250 214H248L249 215V217H251V215ZM17 215V216H18ZM22 215V216H21ZM27 215V214H26ZM25 215V216H26ZM35 214H33V216H34ZM111 214H109V216H110ZM143 215L146 217H144L143 218ZM201 215H203V216H201ZM228 215V214H227ZM24 216V218H26ZM32 216V217H33ZM107 217L106 218V220L107 219H112L111 217ZM130 216H131V213H130ZM203 217L204 219L206 218L207 220H206V222H204L203 221V218H202V221H201V217ZM259 216H261V215H259ZM11 217V216H10ZM13 217H14V220L16 219L15 217L16 216H14L13 215ZM21 217H22V220H20L19 221V219H21ZM117 217H119V215L117 216ZM124 217V216H123ZM123 217H121V218H119V219H121L122 220V218ZM200 217V218H199ZM224 217V219H222ZM249 217H248V219H249ZM4 218V219H3ZM6 218V219H5ZM9 218V217H8ZM199 218V219H198ZM222 219L220 222H219V220L218 219ZM233 218V217H232ZM237 218V217H236ZM252 218V217H251ZM30 219V220H29ZM125 219V218H124ZM129 220H130V218H128ZM253 219V218H252ZM252 219H249V220H252ZM25 220V219H24ZM109 220H107V221H109ZM117 220V218L116 219H114V220H111V221H116ZM239 220V219H238ZM254 220V219H253ZM7 221V222H8ZM10 221H12V222H10ZM106 221V222H107ZM123 221V220H122ZM233 222V224H229V223H231V222ZM248 221V220H247ZM3 222H5V221H3ZM21 222V223H20ZM110 222V221H109ZM108 222V223H109ZM117 222V221H116ZM117 222V224H119ZM239 222H241V221H239ZM243 222V221H242ZM249 222H251V221H249ZM249 222H246L247 224H249ZM254 222L255 221H252L251 223H253V225H254ZM2 223V222H1ZM11 223H13V224H11ZM111 223V222H110ZM246 223H245V225H246ZM256 223V222H255ZM32 224V225H31ZM116 224V225H117ZM242 223H240V227L238 228L239 230H243V229H245V226L243 225V227H242V225H241ZM244 224V223H243ZM257 224V223H256ZM255 224V225H256ZM3 225H5V224H3ZM22 225H21V227H22ZM92 225H94V227H96L97 228V230H96V228H95V230H96V232L98 233V234H96V235H92L91 234V229L93 228V226ZM228 225H230V226H228ZM237 227H238V225H239V223H238V225L237 224H235ZM253 225H251V227L253 226ZM258 225V224H257ZM89 226H91V229H90V227ZM0 227H1V224H0ZM24 227V226H23ZM88 227H89V229H88ZM109 227H110V229H109ZM233 228H234V226H232ZM247 227H249V229H247ZM246 227V229H247V231H244V232H248V231H250V226H247ZM256 227V226H255ZM259 226H257V230H260V231H255V229H254V227L252 228V229H254V231H253V233H254V235H256L257 233L256 232H258V234H259V232H261V229H260V227L258 228ZM28 228V226H27V224H26V226H25V229H27ZM233 228H231L232 230H233ZM8 229V230H7ZM12 229V230H11ZM89 230V231H87L88 233L90 232V234L92 235V237L91 238H93V239H91L90 238V240L92 241V240H94L93 242L96 244V249H95V251H94V249H93V251L94 252H96V251H99V256L97 257V253L95 254V257H94V255H92L93 257H94V259L92 258V257H90V255L92 254V252L89 250V251H87L86 250V248L88 247V243L85 245L86 246V248H85V246H84V241H83V239H84V237H87L88 236V233L86 232V230ZM105 229H109L108 230V232H107V230H105ZM113 229V228H112ZM235 229V228H234ZM18 230V231H17ZM19 230H21V232H23V233H19L18 234V232H19ZM93 230H94V228H93ZM114 230V229H113ZM167 230H170V233H172V235L174 234L175 235V237H173L172 235V238H174V239H178V240H175L176 242H182V244H183V246L182 247H180V246H176V245H174L173 243H172V240L170 241V240H168L167 239V236L168 235H166V233H167ZM224 230V231H223ZM172 231V232H171ZM226 231V232H225ZM251 231V232H252ZM262 231H264L263 229H262ZM95 232V231H94ZM94 232H92V233H94ZM114 232H115V230H114ZM223 232H225V233H223ZM250 232V233H251ZM1 233V232H0ZM99 233L100 234H102V236H104V237H102L101 235H99ZM237 232L235 231V233H234V236H236L235 234H236ZM239 233V232H238ZM108 234H110V233H108ZM246 234H249V232L248 233H246ZM257 234V235H258ZM262 234V237H263V233L261 232L258 236H260ZM16 235H18V236H16ZM90 235V236H91ZM117 234H115V236H116ZM242 236H243V234H241ZM241 235H240V237H241ZM257 235H256V238H258L257 237ZM7 236H9L8 235V233H7ZM26 236V237H27ZM89 236V237H90ZM118 236V235H117ZM170 236V237H171ZM177 236V237H176ZM251 236H253V235H251ZM251 236L248 238L249 240H247V242L248 241H250V238H251ZM10 237V236H9ZM9 237H8V239L7 240H10L9 239ZM238 238L239 240L238 241H240V239L241 238H243V237H241V238ZM261 237V238H262ZM83 238V239H82ZM111 238H112V240H111ZM171 238V239H172ZM234 238H236V237H234ZM253 238V237H252ZM251 238V239H252ZM254 238H255V236H254ZM253 238V239H254ZM260 238V239H261ZM0 239L2 240V238H1V236H0ZM180 239V240H179ZM243 239H245V237L243 238ZM252 239V241H250V242H248V244L249 243H251V242H253L254 240ZM0 240V241H1ZM87 240V239H86ZM237 240V239H236ZM262 240V242H263V238L261 239ZM21 240H19V242H20ZM226 242L227 244H225L226 245V247H225V249H223L224 250V252L222 253V250L220 251V247L217 249L220 253H216V255L213 253L214 251L216 252V249L215 250H212V247H216L218 244H220V243H222V242ZM245 241L246 240H242L241 242H244V245L246 244L245 243ZM259 242V238H258V240H255L254 242L256 243V242ZM93 242H91V243H93ZM224 242H223V244H224ZM256 243V247H254L253 245H255V244H253L252 243V246H250V247H252L251 248V251L253 250V247H254V249H255V251L253 252V254L257 251V253H255V254H258V253H261V252H264V251H260V249H261V247H263L264 248V246H262V244L264 243H262L261 244V242H260V244H261V247H260V244L259 243ZM24 243H26V244H24ZM86 243V242H85ZM165 243H166V245H165ZM218 243V244H217ZM1 244L2 245H4V242L3 243H1L0 242V246H1ZM217 244V245H216ZM243 244V243H242ZM257 244H259V245H257ZM6 245V244H5ZM5 245H4V248L1 246V248L3 249V250H0V252L1 251H4V249H5ZM225 245H221V247L222 246H225ZM233 245H234V247H233ZM7 246V245H6ZM175 246L178 248H175ZM185 246H186V248H185ZM243 246V245H242ZM21 247H23V248H21ZM91 247V245L89 244V248ZM179 247H180V249L181 248H183L184 247V249H185V253L183 252V254L181 253V251H184V250H181L180 251V249H179ZM250 247H249V249H250ZM257 247H260V249H256ZM10 248V247H9ZM18 248V247H17ZM26 248H28L27 250H26ZM223 248V247H222ZM221 248V249H222ZM263 248H262V250H263ZM7 250V252L6 251H4V254H6V253H8L9 255H10V252H8V248H6ZM11 249V248H10ZM235 250H236V252L237 253H235ZM213 251V252H212ZM250 251V252H251ZM6 252V253H5ZM239 252V253H238ZM242 254H243V252H241V259H242ZM252 254V255H253ZM3 255V254H2ZM9 255H7L6 256V258L7 259H5V260H7L8 261V258H9ZM259 255V254H258ZM264 255V254H263ZM263 255H262V253H261V256L259 255V257L262 259L263 258ZM239 256V255H238ZM257 256V255H256ZM1 257H4V255L3 256H0V258ZM97 257V258H96ZM216 257V258H217ZM230 257H231V259H230ZM245 256L243 255V258H244ZM258 256L256 257L257 259H256V261H255V264H258L259 262H261L262 260V262H264V258L261 260V261H259V258ZM224 258H222V260H226V259H224ZM233 258H239V257H233ZM10 259H9V261H10ZM219 259V258H218ZM241 259H239V261L241 260ZM0 260H2V259H0ZM228 260V259H227ZM234 260V259H233ZM245 260H246V258H245ZM4 261V260H3ZM217 261V260H216ZM221 261V260H220ZM236 261V260H235ZM234 261V262H235ZM241 261H243V260H241ZM240 261V262H241ZM257 261H259V262H257ZM219 262V261H218ZM257 262V263H256ZM262 262H261V264H262ZM7 264H10V263H8V262H6ZM0 264H4V262L3 263H0ZM228 264V263H227ZM231 264V263H230Z\"/></svg>","mask_w":264,"mask_h":264},{"label":"rangeland","instance_id":"obj_2","mask_svg":"<svg viewBox=\"0 0 264 264\" xmlns=\"http://www.w3.org/2000/svg\"><path fill=\"white\" fill-rule=\"evenodd\" d=\"M71 1H72V2H71ZM75 1H77V0H75ZM75 1H74V0H0V47H1V48H0V58H1V59H2L3 57H5V59H6V57L8 58V54H6V53L9 52V54L12 56V58H11V57H10V58L13 59V60H11L10 58H8V59H9V63H10V65H12V63H13L15 60L17 61V59L14 60V58H18V55H19V57L21 58V56H22L21 53L26 52L27 49L29 50L28 47L30 46V47H33V48L35 49V50H33V48H32V49L30 48L31 50H29V51L27 50L28 52H30L31 57H35V56L37 55L38 57L40 56V57H39L40 59H42L43 57H46V59H47V56L50 57V56L52 55V56L55 58V56L57 55V56L59 57L58 59H60V60H62V59H66L65 62H67V61L69 62V60H70L71 63L74 62V64H75L76 66H79V67H77L78 70H79V69H83V67H82V65H81V64H82V60H80V59H82V57H80V56H82V54L78 53V52H80L78 49H79L81 46H80V47L78 46V49H77V45L82 44V39H83L82 36H83V35L81 36L80 32H79V34H78V31H80V30H77V29L79 28V27H78V28L76 29V30H77L76 33L78 34V36L80 35L79 38H81V39H80L81 41H80V40L78 41L79 38H77L78 36H75L76 33H75L74 31H76V30H74V29L77 27L78 24L81 25L80 23H82V22L85 24V26H88V27H89V28L87 27L86 30L89 29V31H90V27H92L91 30L94 29V27H95L96 25H93V24H94V22H93V21H94V18H92V17H95V16H96V18H97V16H98L101 12L99 11V9L97 10L98 14H97L96 11H95V10H96V5H97V7H98V4H97V3L94 4L95 6H93L92 4L90 5V2L93 3L94 1L96 2V0H93V1H92V0H91V1H89V0H88V1H87V0H78L79 2H77V3H78L79 5L75 4V3H74ZM97 1H99V0H97ZM109 1H110V0H100L99 4H100V3H101L102 5L105 4V6L103 5V6H99V7H98V8H100V10L102 9V10H101L102 13H101L100 15H101V16H105V15H104V12H105V14H107L108 12L111 13V14H109V15L107 14V16H108V17L110 16V20L112 19L111 17H113V19L111 20L112 22H114V25H113V26H114V27L117 26L116 28H118L119 26L117 25V23L119 22V24H122V22L120 23V21H122V20H121V19H122V13H120V11H122V8L125 9L124 12H127V14H126V15H123V18H124V17H125V18L128 17V18H130V20H131V21H130V20L127 18L126 21H125V20L123 21L124 23H126V24L128 25L127 28L129 27V28L127 29V30H128V31H127L128 33H135V32L137 31L136 28H137L138 26H137L136 28H135V26L138 25V23L142 20V17H141V20H140L139 17H138V18H136V17L139 16V15H141V12H142V9H141V8H142V7L145 6V7H144L145 10L143 9V12H142V15L144 16V19H148V22H150V21H151L150 17H148V18L146 17V18H145V16H147V15L150 16V14H153L152 16H153L154 18H156V16L159 14L160 17H161V19L163 20V18H164V20H166V22H165L164 20L161 21V19L157 16V17L159 18L158 20L161 21L162 23L164 22L163 25H166L167 22H168V20L166 19L165 14L163 15L164 11H163L162 8H163L164 6H166V5H167V7L170 6V7H171L170 10H171V12H172V10H174L175 7H179V6L182 4V0H178V1H176V2H175V0H172V1H174L175 3L171 2V0H168V1L166 0L167 2L170 1L169 3H171V4L168 3V4H166V5H164V2H165L164 0H163V3H162L161 0H159V1L157 0L156 2H155V1H152V0H149V1L146 0L147 3H145L144 0H137V1H139V2H137L136 0H134V3H133V0H132V1L129 0V3L127 2L128 0H127V1L125 0V1H126V2H125L126 4L123 3V2H124L123 0H119V1H118V4H117V3H114L115 0H111L110 3H111V4L113 3V5L115 4V6H116V7H115V6H111V4L109 3ZM116 1H117V0H116ZM130 1H131V2H130ZM150 1H152V2H150ZM160 1H161V3L163 4V7H161L162 5H161V6L159 5ZM202 1H203V2H202ZM202 1H201V0L198 1V2H197V1H194V2H197V3H198V4L195 3L196 5H194V6H199V7H197V9H200V11H198V10L196 9V7H195V9L197 10V12L200 13L201 11H203V13H204V11L207 10V13H208L210 8H211V9H214V8H212L213 6L211 5L210 2H208L207 0H205V1H207V2L211 5V7H209L210 5H207V3H206L204 0H202ZM209 1H210V0H209ZM214 1H215V0H214ZM216 1H217V0H216ZM216 1H215V2H216ZM229 1L231 2V0H228V2H229ZM233 1H235V2H233ZM236 1H237V3L240 2L239 0H232L231 3H230V2L227 3V4H229V5L226 4L225 6H221L223 2H226V0H225V1H222V3H221V1L219 2V0H218L217 3H216V4H217V7H218V6L221 7V8H220L221 10H222L223 7H224V9H223L224 11H220V10H218L217 7H216L217 9L215 8L217 13H218V12H221V13L224 12V13H225L226 10H227V8H228V10H227L228 13H229V11H230L232 14H234V15H232V14L229 13V14L231 15V16H230V15L227 14V12H226V14L229 15L228 17L231 19V20H229V21H231L233 25H234L233 22H235V26H233V27H232V24H229L230 22H227V21H228L227 19H229V18H226V14H224V13H223V14L220 13V15H219L218 17H216V16H217V15H216L217 13H214V14L216 15V16H215L214 14H212V12H211V10H210L212 16H209V13H210V12H209L207 15H206V13H205V15H204V14H199V13H198V15H196V14H197L196 10L193 9L192 7H189V6H188V7L191 8V9H188V10H190L191 12L189 11V12H187V14H188V15H189V14H192L193 16H192V15H189V16L185 15V16H187V17L184 16V17L180 18L179 22H180L181 25H184L185 23L188 24V22H189V23H193V24H197V21H198L199 19H200V21L202 20V21H201V28H202V26H203V27H206L205 25H207V27H208V25H209V29H210L211 31H208V32H207V30H206V32H204V29H203V28H202L203 30H202L201 28H199V27H200V26H199L200 24L197 25V27H196L197 29H196V30H195V26H196V25H193V27L191 28V27H188V25L186 24L188 28H191V30L193 29L192 32H198L197 30H198V29L200 30V33H201V34L198 32V33H199L198 36L201 37V38H199V39L202 40V41H200V40H199V41H200L201 43L203 42V43H204V44H203L204 46H205V43L208 45V47L210 46V48H209V49L211 50L210 53H207V52L209 51L207 45H206L204 48L202 47V49H201L200 47H199V48L197 47V46H199V45L201 46V44L195 46L194 43H195L196 40H198V39H196V40H192L191 42H193V43L190 42L191 44L188 43L189 41H187V43H186V41H183V40H181V39L179 40V36H180V32H179V30H180L181 28H179V29H175V31L171 34V35H173L174 37H175V36H176V37L178 36V38H174V37L172 38V36L170 35V36H169L170 38H169V37H165V39H164V40H166L165 42H167V43L170 42L169 40L173 41V42H171V43H168V44H169V47H170V46H171L172 48H174V47L176 48V47H177V48H180L181 50L178 49V50H180V51H178V50L176 51V50H174L175 48H174V49L169 48V47H168V44L165 46L166 43L164 42V43H165V44H164V47H168V48L166 49V48L163 47L162 52H161V56H163L162 58L165 57V58L168 59V58L171 57V56H172V58L176 56V59H175V60H178V61H179V59H180V61H183V63H184V58L186 57L187 60H186V59H185V60L188 61V62L185 61V63L182 64V65H185V64H186L185 66H189V65H191V63H192L193 65H194V63H195V65H199V66H197V67H199V68H201V67L205 64V62H204L205 59L207 60V59H209V58L211 57L213 61H214V60L216 61V62L214 61V62H215V65H216V66H214V63L211 61V59H209L212 63H210V61L208 60L209 63L206 62V65H207V63H208V65H207V66H204V68H201L202 70H198L199 68H197L195 65H194L195 67H194L193 65L190 66L191 68L189 67V68L191 69V71H192L191 73H193V71H194V73H196V75H197L196 78L194 77L195 79L193 78V76H195V74L190 75V76H192V78H193L195 81H194L193 79H192V80H193V81H192V80L190 79V78H191L190 76H189L190 78L188 77V79H190L191 82H193V85H194V83L197 82V81H196L197 79H198V80H200V79L202 80V81H201V80L199 81L198 86H195V87H197V88H196V92H194V89H195V88H194V89L192 88L193 85L190 84V85H189L190 87L188 86L189 89H187V88H188V87H187L186 90H188V92H189V91H190V88H191V92H192L193 94L190 92V93H188L190 97H189V98H188V97L185 98V97H184V94H182V92H181V88H178V89H180V90H178V89H177V90L181 93V95L178 96L179 93H178V91H177L175 88L179 87L180 85H181L180 87H183V86H182L183 84H186V83L189 82L188 79H185L186 82L184 83L183 81H185V80H182V78H181L182 83H181V80H180V79H177V80H180L179 82L175 80V82H177L179 85H178V84L175 85V84L173 83V82H174V80H173V81H172L173 85H172V83L168 84V86L165 84V85H163L164 87H163V86L161 87L162 89H161L160 87H159L160 89H158V87L156 86V89H154L155 91H159V90L162 91V90H163V91H162L163 93H162L161 91H160V93H159V94H161V96H160L161 98H160V97L158 98V96H159L158 92L155 93L154 90H152V87L147 86V89H149V90H147V91H148V92L150 91V93L147 92L148 94H151V93H152V94H153V95H152L153 97H154L155 94H156V95L158 94V95L156 96V98H157L158 100H160V101L162 100V101H161V104H160L159 101H158L157 99L153 98L155 101H156V100L158 101V102H155L154 100H151L152 98H148V99L150 100V102H151V101H152V102H155V103H153L154 105H156V104L158 105V103L160 104V105L158 106V108H156V110L158 111V116H162V117L159 118V121H161V122H160V123H157L158 125L160 124V126H162V127L158 126V125L155 123L157 129L154 128V130H157L158 133H157V131L155 132L154 130H153V132H155V133H157V134H161V133H162L163 136H164L165 133L168 134V135H166V137L168 136V138L170 139L171 144H173V143L175 144V145H174V144L171 145L170 142H167V140L169 141V139L166 138L165 136H164V138H165V140H164V139H162V138H163L162 135H160V137H159V135H157V134H156V135H153L154 133L151 134V129L149 128V130H150V131H149V132H150V136H149L150 139L145 138V139L148 140V141L150 140V141H149V144H147V145H150V144L152 143V142H151V139L154 141V139L156 138V141L154 142V145L151 144V146L153 145V146H156V147H157L158 145H155V143H157V142L159 141L160 143H162V142L165 143V145H166V144H169L172 148L170 149V146L166 145L167 148H165V150H164L163 147H166V146L163 145V144H160V143L158 142V143H159V147H157V148H155V149H153V148L151 147V149H153L154 151H155L156 149H157L158 151H159V149H162V151L160 150L159 152H161V153L164 154V155L162 156V154H158L159 152H157V150L155 151V153H154L153 150H151V153L153 152L152 155L154 154V155L152 156L151 154H149V153H150V150H147V149L149 148V146H147V147H145V148H146L145 151H146V153H148V154H147L148 158H149L150 156L153 158V157L155 156V154L157 153V154H156L157 156L159 155V157H160V155H161L163 158H166L165 160H159L160 163H162V162L164 161V162L162 163V165H164V166L166 165V164H165L166 161L168 162L167 164H171V163L175 160V162L172 163V168H173L172 170L174 171V169H176V166H178L177 169H180V170L182 171L181 175H182V174H185V172H186V174L188 175V177H190V176H189L190 174L187 173V172H190V170H188V167H187V166H189V169H190L191 166H192V165H191V162L196 163V164H197V172L194 173V174H192V173L190 172V173L192 174V175H191L192 178H190V179H191V182H192L193 180L196 181V182H194L195 184H193V182H192L193 186H194V185H195V186H198L201 190H203L204 188H205V190L207 189V191L204 190V193L206 192V193L208 194V196H209V194H210V193H209V192H210V191H209L210 188H209V184L207 183V180H205V182L208 184L207 186H205L206 183H201V182L203 181V178H204L203 175H204V171L206 170V168L203 166L204 169H205V170H204L201 166H202V163H204L205 166L207 165V156H208V154H206V153H207L208 151L212 150L211 147L214 148V147H213L214 145H213V146L211 145V144H214V143H212V142L210 141V140L212 139L213 142H214V139H213L214 136L211 135V134L213 133L212 130L215 132V133L213 134V135H215L214 138H216V135H218L219 133H221V132H220V131H221L220 129H219V130H218V129L214 130V129L212 128L213 126L216 128V126L218 127V125H219L218 122H217L219 119L216 118L217 120H214L215 117H217V116H215V115H216L215 113L218 111V114H217V115H218V117L220 116L219 118L222 117V120H223V117L225 118V113H226V112H225L226 110H223L224 112L221 110V109H224L223 107L220 108L219 105H215V104L213 105V104H212L213 101H216V102H218V104H221V105H222L223 100H222V98L219 99V95H217V93L219 92V93L222 94L223 96H226L227 94L229 95V93H231V95L233 94L232 98H231V95L229 96V97L232 99L233 102L229 99L228 96H227L228 98H225V99H227L226 101L230 100V102H232V103H231L232 105H233V103H235V104H237V106H238V103H239V105H240V103L242 102L241 105H240V107H241V106L245 107L246 104H247V103L244 101L245 98H244V100L242 99L243 96H242V98L240 99V100H243V101H240V102L238 101V99L241 97V95L246 96V100L248 99L247 101H249V104H250V102H251V104H250L251 107H253V106L256 107L257 104H258V103H257L256 106H255V105H254V102H257V101H254V102H253V100H258V101H259L258 98H261L262 95L264 96V93L262 92V91H264V90L261 91V89H264V86H263L264 84L262 83V80L259 82V79H258V82H257V79L255 80V78H254L255 75H253V76H252L253 78H252L250 75H251V74H254V73L251 72V71H250L251 73L248 72L249 70H244V68H242V66H241L240 64H238V63H240V62L238 61L239 59H238L237 61H235L236 59L233 61V63H237V64H238V65H237V64H234V68H235V65L238 66V67H236V69H233V70L231 71L230 69H231L232 67H230V69L228 68L229 66H231V63H232V61H231V60H232V57L234 58V57H235L234 54L238 52V51H237V48H239V47L242 48V47H244V46H249V45H248L249 43H250V46H251V47H250V46H249V47L252 48V49H255V47L257 48L258 45H261V47H264V46L262 45V43H261V42H262V39L264 40V37H262V36H263L262 33L264 32V31H263L264 28L262 27V26L264 25V19L262 20V18H264V17L262 16V15H264V13H263V12H264V9H263V12H262V10H261L262 7L260 8V4H263V5H264L263 0H253V1L250 0L251 2L248 1V0H241V1H243V3L245 2L244 5H242V4H243L242 2L238 3V4H240V5H238V4H236ZM80 2H81V3H80ZM86 2H89V3L86 5ZM136 2H137V3H141V5H144V6H141L140 4H139V5H140V6H139ZM143 2H144L145 4H144ZM158 2H159V3H158ZM200 2H201V3H200ZM212 2H213V0H212ZM215 2H213V3H215ZM261 2H262V3H261ZM127 3H128V4H127ZM135 3L137 4L138 7H137V6L134 7V6H135ZM150 3H151V4H154V6L151 5ZM172 3L174 4V6H173ZM178 3H179V4H178ZM203 3H204V4L206 3L205 6H204L205 8L203 7V5H204ZM213 3H212V4H213ZM219 3H221V5H220ZM232 3H235V4H232ZM252 3H253V4H252ZM258 3H259V4H258ZM106 4H107V6H106ZM149 4H150V6H153V7H156V8H157V5H159V6L161 7V8H159V6H158V11H157V12H159V13L156 14L157 12H156V11H155V12L153 11L155 8L152 9V7H150ZM155 4H157V5L155 6ZM175 4H176V5H175ZM200 4H201V6H202L204 9H206V10H204L202 7L200 8ZM245 4H246L247 7L245 6ZM257 4L259 5V8H258L259 10L257 9V6H258ZM76 5L79 6V7H77ZM121 5L124 6V7H122ZM206 5H207V6H206ZM223 5H224V3H223ZM234 5H235V6H234ZM252 5H253V6H252ZM263 5H262V6H263ZM84 6H86V7H84ZM87 6H89V7L92 6V7H90V8L88 9ZM110 6H111V7H110ZM172 6H173L174 8H173ZM227 6H228V7H227ZM239 6L241 7V8H240L241 10H239L241 14L238 12V8H237V7H239ZM244 6H245V8H243ZM80 7H81V8H80ZM83 7L85 8V10L88 9V10L92 11V12H88V15H89L90 13H92L91 16L89 15V17H88L87 13H84V12H86V11L83 9ZM106 7H107V8H106ZM109 7H110V8H109ZM112 7H113L114 10L116 9V13H117V14H115V11H114V10H113V12H112V9H111ZM139 7H140V9H139ZM170 7H169V8H170ZM226 7H227V8H226ZM254 7H255V8H254ZM78 8H79V10H82L81 12L84 13L86 16L83 15V14H82L83 16L80 15L81 12H80V11H79L80 13L78 12ZM91 8H92V10H91ZM146 8H147V10L149 9L150 14L148 13V11H146ZM169 8L164 7V9H168L167 11L170 12V11H169ZM246 8L249 9V10H247ZM263 8H264V7H263ZM72 9H73V10H72ZM76 9H77V10H76ZM105 9H106V11H107V9H108L107 13H106V11H103V10H105ZM110 9H111V10H110ZM135 9H136L137 11H136ZM88 10H87V11H88ZM93 10H94V11H93ZM138 10L141 11V12L139 13ZM155 10H157V9H155ZM159 10H160V11L162 10V11H161L162 16H161ZM188 10H187V11H188ZM193 10H194V11H193ZM217 10H218V11H217ZM257 10H258V12H257ZM260 10H261V13L259 12ZM83 11H84V12H83ZM145 11H146V13H148L147 15H144V14H145V13H144ZM167 11H165V12H167ZM192 11H193V12H192ZM213 11L215 12V10H213ZM249 11H250V12H249ZM99 12H100V13H99ZM122 12H123V11H122ZM95 13H96V14H95ZM143 13H144V14H143ZM193 13H196L195 16L197 17V20H196V17H194V14H193ZM201 13H202V12H201ZM245 13H246V14L248 13V14H247L248 16H247V15H246V16L244 15L243 17H244V18L247 17V18L243 19V21L245 22V21L247 20L246 23H247V22H248V23H247V25H246V23H245V24L243 23L244 25H242V27H240L239 25H241L242 22H243V21H242V18H241V17H242V14H245ZM259 13H260V14H259ZM262 13H263V14H262ZM102 14H103V15H102ZM249 14L252 15L253 17L250 16ZM261 14H262V15H261ZM116 15H117V16H116ZM120 15H121V18H120ZM136 15H137V16H136ZM199 15H200V16L204 15L203 17H204V19H205L206 21H208V24H205L206 21H205L202 17L200 18ZM222 15H223V16H222ZM78 16H79V17H78ZM84 16H85V17H84ZM101 16H100V17H101ZM107 16H105V17L107 18ZM114 16H115V17H114ZM190 16H191V17H190ZM205 16H206V17L209 16L210 19L212 18V20H211V21H209L210 19L207 20ZM213 16H215L216 18L213 19ZM221 16H222V18L225 17V20H227V21L223 20V22H224L225 24L228 23L227 25H230V26H231V27H228V26H227L226 28H229V29L231 28V30H233V31L235 30V31H234L235 34L238 33V30H239V29L237 30V27H240V30H241V28H242V30H243L242 33H241V31L239 30V32L241 33L240 38H239V36H237L239 33H238L237 35H235V34L233 33L234 35H233V39H232V37H230V36H232V35H230V34H231V32H230L231 30H228V29L226 30V28H224V27L226 26L225 24H224L225 26L223 25L224 27H223L221 24H219V22L222 23V21H218V23L215 22L217 18H218V19L220 18V20H222V19H221ZM261 16H262V17H261ZM100 17L98 16V19H99ZM193 17H194V18H193ZM209 17H207V18H209ZM232 17H233V18L235 17V18H234L235 21L233 20ZM96 18H95V21H96ZM115 18H116V19H115ZM132 18H134V20H133ZM151 18H152V17H151ZM185 18H186V19H185ZM192 18H193V19H192ZM249 18H250V19L252 18L253 20H255L254 23H253ZM92 19H93V21H91ZM98 19H97V21H98ZM119 19H120V21H119ZM136 19H137V21H136ZM149 19H150V20H149ZM156 19H157V18H156ZM218 19H217V20H218ZM237 19H239V22H240V20H241V22H240L239 25H237V24L239 23V22L237 23ZM113 20H117V21H113ZM182 20H184V21H182ZM186 20H187L188 22H187ZM194 20H195V21H194ZM213 20H214V22H213ZM74 21H75V22H74ZM132 21H133L134 23H133ZM138 21H139V22H138ZM181 21H182V22H181ZM200 21H198V23H199ZM204 21H205V22H204ZM249 21H250V22H249ZM77 22H78V24H77ZM90 22L93 23V24H91L92 26L90 25ZM131 22H132V24L129 25L128 23H131ZM183 22H185V23H183ZM203 22H204V24H203ZM209 22H210V24H209ZM259 22H260V23H259ZM262 22H263V23H262ZM72 23H73L74 25H75V23H76L77 25H75V27H73L74 25H73ZM83 23H82V24H83ZM135 23H136V24H135ZM213 23H214V26H215V27H213V26L211 25V24H213ZM236 23H237V24H236ZM249 23H250V25H252V23H253V27H254V28H255V25H254V24H256V23H257V25H259V26H256V28H255V30H254V28H253L252 26H250ZM84 24L81 25V26H84ZM95 24H96V23H95ZM134 24H135V26H134ZM215 24H217V27H218V28H219V27H222V28L225 30V31L223 30L224 32H222V28H221V30L219 29L218 32H222V33H224V34H225L226 32H227V34L230 32V33L228 34V37L225 36V38H224V37H223L224 35H222V33H221V34H220V33H217V34H219V35H218V36H219V39H218V36L216 35V32H215V31H217L218 28L216 27ZM89 25H90V26H89ZM189 25L191 26V24H189ZM210 25H211V27L215 28V30H214V29L212 30V29L210 28ZM236 25H237V27H236ZM245 25H246V26H245ZM261 25H262V26H261ZM93 26H94V27H93ZM122 26H123V24H122L119 28H121ZM130 26H131V27H130ZM132 26H134V27H132ZM207 27H206V29H207ZM251 27H252V29H251ZM84 28H85V27H84ZM123 28L126 29L125 25H124L121 29H123ZM133 28H135L136 31H135ZM247 28H250L251 30L249 29V31H248ZM257 28H258V29H257ZM259 28H261L262 31H261ZM95 29H96V28H95ZM130 29H131L132 32H131V31L129 32ZM209 29H208V30H209ZM189 30H190V29H189ZM245 30H246V31H245ZM228 31H229V32H228ZM247 31L249 32L248 34H247ZM253 31H255L254 35L256 34V36L260 33V34H259V37H255V39H254V40H256V38H257V45H256V41L254 42V40L252 39V38H254ZM259 31H260V32H259ZM177 32H178V34H177ZM211 32H212L213 36H217V40H218V41L220 40L219 42H221V39H222V40H225L226 38H229V37H230L231 39H230V38H229V39L232 40V42H233L232 44L234 45V43H235V44H236V47H237V48L235 49V47L233 46V47H234L233 49H235V50H233V51H235V53H234V52H232V53L229 52V51H232V50H230V49H232V48H231L232 45H231V47H230V45L226 46L227 43L230 42V40H228V39H226L224 42H221V43H219V42L217 41V42H218L219 44H221V45L218 46V45L216 44V46H215V44H213V43H217V42H215V41H216V37H212ZM256 32H257V33H256ZM4 33H5L6 35H5ZM245 33H246V36H245L244 38H245V39L249 38V40L251 39V41L248 40L247 45H246V43H245L246 40L243 39V36H244ZM174 34H175V35H174ZM202 34H203V35H202ZM206 34H208V35H206ZM209 34L211 35V36H210V39L208 38V37H209ZM227 34H226V35H227ZM249 34H251V35H249ZM263 34H264V33H263ZM3 35H5V36L7 37V38L5 37V38H6L5 40L1 38ZM196 35H197V34H196ZM221 35H222V36H221ZM229 35H230V36H229ZM239 35H240V34H239ZM248 35H249V36H248ZM252 35H253V36H252ZM73 36H74V37H73ZM206 36H208V37H206ZM234 36H235V37H234ZM260 36H261V37H260ZM203 37H204V38L206 37V38H208V39H204ZM211 37H212V38H211ZM74 38L77 39V40H75ZM167 38H168V39H167ZM180 38H181V37H180ZM196 38H198V37H196ZM213 38L215 39V41H213V40H214ZM223 38H224V39H223ZM113 39H114V38H113ZM211 39H212V41H211ZM259 39H260V40H259ZM115 40H116V39H115ZM167 40H168V41H167ZM174 40H175V41H174ZM177 40L180 41L181 43H178ZM252 40H253L255 46H252V45H253ZM74 41H78L80 44L77 43V45L75 46L74 44H76V43H75ZM113 41H114V40H113ZM113 41H110V42H109V45H111V48H112V49L114 48V46L116 47V45H118V44L121 45V43H120L121 40H119L120 42L117 41L116 44H115V42H113ZM199 41H197V42H199ZM226 41H227V42H226ZM258 41H259V42H258ZM25 42H26V43H25ZM68 42H69V43H68ZM111 42H112L113 44H112ZM182 42H183V44H182ZM238 42H242V43H241V46H242V47H241V46H237V45H240V43H238ZM224 43H225V46H226V47H228V48L230 47L229 49L227 48L228 51H227L226 48H225L226 50H225L224 48H222V45H223ZM237 43H238V44H237ZM263 43H264V41H263ZM114 44H115V45H114ZM192 44H194V46H193ZM196 44H197V43H196ZM228 44H230V43H228ZM242 44H243V45H242ZM251 44H252V45H251ZM23 45H25V46H23ZM109 45H108V46H109ZM182 45H183V46H182ZM188 45H189V46H188ZM190 45H191V46H190ZM3 46H4L6 49H4ZM19 46H20V47H19ZM73 46L75 47V50L71 48V47H73ZM89 46L91 47V45H89V44H88V45L85 44V45H84V48L86 49V47L88 48ZM125 46H126V45H125ZM173 46H174V47H173ZM187 46H188V47H191L192 49H190V48L187 49ZM225 46L223 45V47H225ZM2 47H3V48H2ZM21 47H22V48H25L26 50H25V49L22 50ZM46 47H47V48H46ZM50 47L52 48L53 52H55L56 49L58 50V53H56L55 56H54V54H52V52H51L52 50H51V49H50V52H51V53L49 52V49H48V48H50ZM74 47H73V48H74ZM82 47H83V46H82ZM193 47H194V48H193ZM206 47H207L208 51H207ZM211 47H213V48H215V49H218V50H219V49H221V50H225V51H223V52L219 50V51L221 52V54H220L221 57H220V55H217V56H219L221 59H223V60L220 61L221 63L224 62V61H225L224 63H227V62L229 63V62L231 61V62L229 63V66H228V67H226L224 63H223L222 66H221V64L219 65L218 62H219L220 59H218V57H217L218 61L216 60V58L214 59V54L212 53V51L214 50V52H215L216 50L213 49V48H212V49H213V50H212ZM253 47H254V48H253ZM45 48H46V49H45ZM197 48H198L199 50H196ZM240 48H239V51H240ZM259 48H260V47L257 48L258 52L262 50V48H261V49H259ZM2 49H3L4 51H3ZM41 49H43V50H41ZM69 49H72V50H70L72 53L69 51ZM76 49L78 50V52L76 51ZM123 49H124V48H123ZM165 49H166V51H165ZM171 49H172V50H171ZM182 49L185 51V56L181 55V53L183 54V52H181V51H183ZM205 49H206V50H205ZM263 49H264V48H263ZM5 50H6V51H5ZM40 50H41V51H40ZM44 50H45V52H43ZM47 50H48V51H47ZM54 50H55V51H54ZM73 50H74V52H73ZM87 50H89V49H87ZM126 50H127V49H126ZM126 50L124 49V50H122V52L119 51L120 53H123V54H118V56L116 55L117 57L115 56V53H114V57H116V58L118 59V60H116V58H114V60H115V65H119V66H121V65H120V63H121V64H124V65H126V66H129L130 63L132 64L133 61H132V62H131V61L128 62V61L131 59V57H132L133 54H132V55H128V56H127V57H129L128 59L125 58V54H126V55H127V54H130V53L127 52V51H129V50H127V51H126ZM167 50H168V51H167ZM173 50H174V51H173ZM187 50H188V51L191 50V52H187ZM192 50L195 52L194 56H196V53H197V54L200 53V52L202 53V55H200V54H201V53H200V54H198V55L196 56V57H198V59L201 57L199 61H196V62H195V60H197V59H195L196 57H194L193 54H191V57H190V53H194ZM195 50H196L197 52H196ZM204 50H205V53H207L208 55H206L205 53H203ZM218 50H217V51H218ZM2 51L4 52V54H2V53H3ZM31 51H33V52L35 51V53H36V54H34L35 56H32V52H31ZM46 51H47L48 53H50V55L47 54ZM124 51H126V52H124ZM169 51H170V53H168ZM175 51L178 52V53H176ZM198 51H199V52H198ZM202 51H203V52H202ZM206 51H207V52H206ZM217 51H216L215 54H218ZM219 51H218V52H219ZM226 51H227L228 54H230L231 56H232V55H234V56H232V57L229 56V57H230V58H229L228 55H227V52H226ZM236 51H237V52H236ZM263 51H264V50H263ZM39 52H40V53H39ZM76 52H77V53H76ZM117 52H118V51H117ZM117 52H116V53H117ZM129 52H130V51H129ZM165 52L168 53V54H170L171 56H169V55L167 56V54H166ZM171 52H175L176 54H180L181 56H179V55L177 56V55H175L174 53L171 54ZM26 53H27V52H26ZM43 53H44V55H47V56H44ZM45 53H46V54H45ZM70 53H71L72 55H71ZM131 53H132V52H131ZM163 53H165L166 55L163 54ZM222 53H225L224 55H225L226 57H228V59H227L225 56L222 57V55H223ZM238 53H239V52H238ZM75 54H78V55H77L78 57H76ZM173 54H174V56H173ZM209 54H210V57L208 58ZM212 54H213V55H212ZM259 54H260V53H259ZM10 55H9V56H10ZM16 55H17V56H16ZM30 55H29V53H28V54L25 55V57L28 58ZM119 55H120L121 57H120ZM122 55H124V56H122ZM203 55H204L205 57H204ZM13 56H14V57H13ZM15 56H16V57H15ZM23 56H24V53H23ZM23 56H22V58H23ZM27 56H28V57H27ZM37 56H36V57H37ZM66 56L68 57V59H69V58H70V59L68 60ZM202 56H203L205 59H204ZM53 57H51V58H53ZM60 57H61L62 59H61ZM65 57H66V58H65ZM122 57H124L123 59H125V61L127 62V64L129 63L128 65L125 64V61H124V60H123L124 63H123L122 61H120V60H121L120 58H122ZM133 57H134V56H133ZM178 57H179V58H178ZM224 57H225V58H224ZM257 57H259V55H257ZM20 58L18 59L17 62H20V61L23 60V59H20ZM29 58H30V57H29ZM29 58H28V59H29ZM51 58H50V60H51L53 63H52L51 61H48L49 58H48V60H47L48 62L45 61L46 64H47V63H48V64L50 63L49 65L52 64L51 66H49V65L47 64L48 67H50V68L53 66V64H54V60L56 59V58H55V59H51ZM71 58H72V61H71ZM73 58H74V59H73ZM75 58H76V59H75ZM78 58H79V59H78ZM165 58L163 59L164 61H165ZM177 58H178V59H177ZM191 58H192V59L194 58L195 60L192 61ZM236 58H237V56H236ZM43 59H44V58H43ZM46 59H44V60H46ZM201 59L204 60V61H202ZM3 60H4V59H2V61H3ZM6 60H7V59H6ZM56 60H57V59H56ZM60 60L57 61V62L55 61V63L58 65L57 69H59V66L61 65V63L64 62L63 60H62L63 62L60 61ZM131 60H134V59H131ZM0 61H1V60H0ZM2 61H1V62H2ZM117 61L119 62V64H117V63H118ZM28 62H29V61H28ZM30 62H31V61H30ZM58 62H59V64H58ZM65 62H64V63H65ZM68 62H67V63H68ZM76 62H77L78 64H77ZM189 62H191V63H190V64H187V63H189ZM199 62H201V63L199 64ZM41 63H43V65H44V61H43V60H42ZM41 63H40V65H42ZM196 63H198V64H196ZM216 63H217V64H216ZM228 63H227V65H228ZM13 64H15V63H13ZM16 64H18V63H16ZM16 64H15V65H16ZM74 64L72 63V64H70V65H71L72 67L74 66V68L76 69V67H75ZM131 64H130V65H131ZM201 64H203V65L200 66ZM211 64H212V65H211ZM1 65H3V64H1ZM1 65H0V68H1ZM4 65H5V64H4ZM15 65H14V66H15ZM47 65H44V66H45V67H44L45 69H43V66H42V68L39 67L41 70H37V72L35 71V69H38V65H37L36 67L34 66L35 68L32 66V67H33V69H32L33 71H32L31 73H30L31 70H29L30 68H32V67H31V63H30V68L27 67V69L29 68L27 71H28L30 74L27 73V71H26L25 73H27L29 76H31V74H32V75L34 74V77L36 78L35 75H36L38 72L40 73L39 76L37 75V77L40 78V79H38V81H37V80L35 81L37 84L32 80V79L34 78L33 76H31V78L28 77V78H30L29 81H30V82L33 81V83H35L36 86H35V84H34L33 86H31V84L24 85V83H26V82H25V81H26V78H25V77L27 76L26 74H25V77H22V78H25V81H22V79H20V78H21V71H22L21 69H24L25 67L22 68L21 66H18L17 68H18V71H19V72L17 71V68L15 67V68H16V71L12 70V71H13V74H12L11 70H9L10 67H9L8 65L2 66V68L0 69V73H3V74L5 73V74H6L5 79L7 78V79H9V80H5V79L3 78V76H4L5 74H4V75H0V76L3 78V79H0V80H1V81H0V85H1V83H3L2 80H5V81H8V83H3V84H6V86L10 88V85H9V84L13 81V79H17V77L20 75V77H18L19 79H17V82H15V83H17V84H18V83L21 84V81H22V82H23V83H22L23 86H21L20 88L22 89V87H24V88H23L24 90L22 89L24 92H25V86H26V88H27L26 90H28L29 92H30V90H31L30 88L35 86V87L32 88V89H36V92H37V91H39V92L41 91L42 93H39V92H37V93L42 94V95L44 96V97H43V96H42V97L40 96L41 98H38V99L46 100V98H45L46 95H48L49 98H52V97L50 96V94H48V85H49V86H53V87H54V85H52V83H50V84H48V83H49V82H52V81H51V77H52V75H54L55 73L53 74L51 71H55L56 68H54V66H53L52 69H51V71H49L50 69L47 67ZM57 65H55V66H57ZM80 65H81V66H80ZM232 65H233V64H232ZM239 65H240L241 67H240ZM16 66H17V65H16ZM24 66H25V65H24ZM122 66H123V65H122ZM208 66L210 67L211 70H210V69L207 70V69L205 68V67H208ZM212 66H213L214 68H213ZM217 66H219V67H217ZM262 66H264V65H262ZM7 67H8V68H7ZM20 67H21V69H20ZM192 67H193V68H192ZM216 67H217V68H221L222 71H223V69H224L225 72L223 71V75H225V73H226V75H228V77H227L226 75H225L226 77L223 76V75H221L222 72H221V71H218V70H221V69H217ZM223 67H224V68H223ZM225 67H226V69H225ZM239 67H240L242 70H241ZM47 68H48V70H46ZM196 68H197L198 71H196ZM215 68L217 69V72H216V69H215ZM237 68H239V69L241 70V72H240V70H239V72H238L240 75L237 73V71H238ZM263 68H264V67H263ZM54 69H55V70H54ZM205 69H206L207 71H206ZM227 69H228V71H227ZM24 70H25V69H24ZM203 70H204V72H203ZM34 71H35L36 73H35ZM40 71H44V74H42L43 72H40ZM48 71H49L50 73H47ZM57 71H58V70H57ZM200 71H201V72H200ZM211 71H212L213 73H212ZM7 72H9V73L7 74ZM14 72H15V73H14ZM33 72H34V73H33ZM197 72H198V73H197ZM207 72H208V74H206ZM229 72H231V73H229ZM235 72H236V73H235ZM19 73H20V74H19ZM46 73H47V74H46ZM217 73L220 74L221 76L218 75ZM234 73H235V74H234ZM11 74H12V75H11ZM22 74H23V76H24V72H22ZM56 74L58 75L59 73L56 72ZM199 74H204V75L199 76ZM209 74H210V78H209ZM229 74H230V75H229ZM231 74H232V75H231ZM244 74H245V77L243 76ZM248 74H250V75H248ZM41 75H42L43 77H42ZM48 75L51 76V77L49 76L50 81H49L48 79L44 78L45 76H48ZM233 75H236V76H233ZM246 75H247L248 77H250V78H249L250 82H249L248 77H247ZM16 76H17V77H16ZM206 76H207L208 78H206ZM212 76H213V77H212ZM237 76H239V77H237ZM240 76H241V79H240ZM41 77H42V78H41ZM235 77H236V78H235ZM28 78H27V80H28ZM35 78H34V79H35ZM186 78H187V77H186ZM211 78H212V79L215 78L214 81L216 82V84H219V85H215V82L212 81ZM216 78H217V79H216ZM218 78H219V79H218ZM230 78H232V79H230ZM251 78H252V79H251ZM256 78H257V77H256ZM10 79H12V81H10ZM41 79H42V80H41ZM43 79H44V80H43ZM183 79H184V78H183ZM203 79H204V80H203ZM237 79H239V81H241V82L238 81L239 83H237V82H236ZM261 79H262V78H261ZM23 80H24V79H23ZM216 80H217V81H218V80H219V81L222 80V81L220 82L221 84L218 83L219 81L217 82ZM234 80H235V81H234ZM242 80H243V81H242ZM253 80H255V82H256L257 84L260 83V85H257V86H256V84H255V82H254ZM263 80H264V78H263ZM5 81H4V82H5ZM9 81H10V82H9ZM14 81H16V80H14ZM14 81H13V82H14ZM18 81H20V82H18ZM29 81H27V82L30 83ZM187 81H188V82H187ZM203 81H204V82H203ZM211 81H212V83H211ZM233 81L236 82V83H233ZM244 81H246L245 83L249 82L250 85H251V87H252V85H253L255 88L258 87V86H261V87H259V88H256L257 90L260 89L259 93H260V92L262 93V95L260 94L261 97H260V95H258V93L256 92V89H254V87H253V89H252L250 86H246L247 84H245ZM252 81H253L254 83H253ZM13 82L11 83V84H12L11 86L15 87L14 84H13ZM208 82H210V86L208 85ZM263 82H264V81H263ZM33 83H32V84H33ZM111 83H112V82H111ZM111 83H110V84H111ZM180 83H181V84H180ZM189 83H190V82H189ZM189 83H188V84H189ZM252 83H253V84H252ZM261 83H262L263 85H262ZM3 84H2V85H3ZM17 84H16V85H17ZM44 84H45V85L47 84V85H46V89H45V85H44ZM110 84H109V86H110ZM188 84H186V85H184V86L186 87ZM196 84H197V83H196ZM196 84H195V85H196ZM211 84H212V85H211ZM2 85H1V86H2ZM8 85H9V86H8ZM28 85H29V87H30V86H31V87L29 88ZM39 85H40V86H43V85H44V87H39ZM170 85H172L173 87H174V85H175V87H174L173 89H170V88H172V86H170ZM207 85H208V87H207ZM220 85H221L222 87L225 86V87H223V88H224V90H225V88H226V90L228 91V93H225L226 91H224V90L221 91V89H223V88H221V89L219 90ZM18 86H19V85H17L16 87L19 88ZM37 86L39 87L40 90L37 89V88H38ZM111 86H112V84H111ZM111 86H110V87H111ZM124 86H125V87H128V86H129L128 89H129V88H134V87H131V86H135V87L137 88V85H136V84H129V83H127V85L125 84ZM213 86H215V87L217 86V87H216L217 92H215V93H216V96L218 97V100H216L215 97H214V96H215V95H214L215 93H214V94L212 93L213 95H212L211 93H210L211 95L209 94V91H210V92H211V91H212V92L214 91L215 87H214V89L211 88V87H213ZM13 87H11V88L13 89ZM16 87L14 88L15 90H16ZM185 87L183 88V90L185 89ZM206 87L208 88V90H206ZM248 87H249L250 89H249ZM49 88H52V87H49ZM163 88H164V89H163ZM200 88L203 89V90H205V91H207V95H206V93L202 92L203 90H201V92L204 93V95H205L206 97H204V95H203L202 93H200V91L198 90V89H200ZM245 88H246L247 90H250V91H248V92H250V93H246L247 91H246ZM12 89H10V90H12ZM41 89H42V90H41ZM105 89H106V88L104 87V90L102 89L101 92L104 93V92L106 91ZM165 89H166V91H165ZM168 89H169V91H170V92L168 91V93L170 94L169 96L171 97V98L169 97V98H170L169 100H168V96H167V94H166V92H167ZM210 89H211V90H210ZM240 89H241V90L244 89L243 91H245V92L241 91ZM6 90H7V89H6ZM173 90L177 91V93H176L175 91H174V93H173ZM183 90H182V91H183ZM12 91H13V90H12ZM23 91L20 90V92H23ZM28 91H27V93L25 92V94H27L26 97H28L29 99L25 97V99L27 100V101L25 102V104L28 103V105H29V100H30V102H31L32 104L30 103L29 106H28V105L26 106L25 104L21 103V102H22V99H23V102H24V98H21V100H20V98H19V100H18L17 98H15V104L13 103V102H14V101H13L14 98H6L7 101H8V100L10 101L9 103L6 101V102H7V106H5L6 103H5V101H4V100H6V99H5V98H0V99H1L0 101L3 100V103L1 102L0 105L2 104V106H5V107H3V108L0 106V109H1V110L3 109V110L5 111L6 108H9L8 110L6 109L8 112H6V111H5V112H4V111H3V112L0 111V112H1V113H4V114L6 113V114L10 115V116H7V115H6L7 117H5V115L3 116V115L0 113V116L2 115V116L4 117V118H3V117L0 118V124H3V126H5V127H4V131H5V132L7 131L6 129L9 130L8 133L6 132L7 134H5L4 131H2V133H4V135H5L4 137L7 138V135H8V137H10L9 140H8V138H7L8 142H10V140L12 141L14 138H16V139L18 140L19 147H21L20 145H22L23 147H25V148H22V147H21V148H20L21 150H20L19 148H17V145H16V146H13V147H15V148H14L15 150L12 152V151H11L12 149H11V147H10V146H11V145H10L11 142L8 144V142H6V138L2 137V135H1V139H2V140L5 139V140H3L2 142L5 143L4 146H6V148H7V150H6V148H5V150H6V152H7V151H8V152H7V156H6V153H4V154H5L4 156H6L7 161H6L5 157H0V205H2V206H0V209H5V211L2 210V211H0V212H1V214H2V213H3V214H6V216H4V217H7L8 220H9V219H11V220L13 219V221H16V220L18 219V217L20 216V215H18V210H17V207H19L20 210H21V211H19V213L21 212L20 214H22V213H24V212L27 214V215L25 214L27 217L24 215L26 218H24V216H22L23 214L21 215V216L23 217V220H22V217H21V219H19V221L22 220L23 223H24V221H27V222H28V219H27V218L29 217V215H28L29 213H30V215H31V216H30V217H31V220L29 219L30 221H32V219L36 216V207H35V206H36V203H35L36 200H40V199H43V200H44V199H47L48 196H49V194L53 195V193H56V192L48 193L47 191H48V189H49L50 187H53V188L55 189V188L59 185V184L56 185V184L59 182V179H54V177L56 178V175H54V174H55V172H57V171H60V174H59V172H58V174L56 173V174L58 175V177H59V175L62 174V172H63L64 170H61V168L58 169V168L61 166V164L63 163V161L65 160V159H63V161H62V158H64V156L66 155V153H67V156H68L69 154H70V155L72 154L71 152L68 154V152L70 151L69 148H71V151H74V150H72V149H74V146H75V142H74V141H76V140H74V141L72 140V141L74 142V146L71 147V146H70V145H71V144H70V141H71V140H70V137H71V139H72V138L75 139V138H74V136H71V133H72L73 131L71 132V129H69L70 125H68V124L66 125V123L69 122V121L67 122V119L70 120V122H71V124H72V126H73L74 124L72 123V120H73L74 117L71 118V116L73 115V111H74V114H75V118H74L75 121H76V119L80 116V114H79L78 112L75 113V112L77 111L76 108H75L76 110H74V109H72V108H74V107H71L70 105H69V108H68L67 106H64L66 102L63 103L64 105L61 104L62 102L59 103V107H57V106H58L57 101H58V102L61 101L59 98H58V99L56 98L57 101L53 102L54 100H56L55 98H52L53 100H51V99L48 98V96H46V97H47V100L49 99L48 102H47V100H46V102H45V101L40 102L41 100H39V102H38V101H37L38 99L36 100V99H34V98H37V97L39 96V94L36 96L35 94L30 93V97H31L32 95H35L34 98H32L33 96L30 98V97H29V94H28V93H29ZM31 91H32V90H31ZM45 91L47 92V94H46ZM103 91H104V92H103ZM220 91H221L222 93H221ZM36 92H35V90L33 91V93H36ZM43 92H45V94H43ZM132 92H134V91H132ZM153 92H154V93H153ZM164 92H165V94H164ZM171 92H172V93H171ZM184 92H185V90H184ZM197 92L200 93V94L198 93L200 96L203 95V98H202V97H201V98L198 97ZM223 92H224V93H223ZM238 92H239V93H238ZM251 92H252V93L254 92V93L256 94V95H255V94H254V95L257 97V99H255L256 97L253 98V94H252ZM102 93H101V95H102ZM175 93H176V95L178 96V99L180 98V99L182 100V101L180 100V101L182 102V104H184L183 106L181 105V106H182V107H181L182 109L179 108L180 106H177L178 108H177V107H172V106H171L172 99H173V98H174L175 100L177 99V98H176L177 96L174 95ZM25 94L20 93V95H22V96H23V95L25 96ZM31 94H32V95H31ZM97 94H98V97L100 98L101 95H100L99 93H97ZM171 94H173L174 96L172 95V96H173V97H172ZM186 94H187V91L185 92V96H186ZM191 94H192V96H191ZM224 94H226V95H224ZM237 94H238L239 96H238ZM248 94L252 95L251 99H250V95L247 96ZM104 95H105V94H104ZM163 95H164V96H163ZM209 95H210V97H209ZM222 95H220V97H221ZM234 95H235V97H234ZM257 95H258V96H257ZM162 96H163L164 98H163ZM165 96H167V100H166ZM175 96H176V97H175ZM182 96H183V97H182ZM207 96L209 97V98H208V101H209V100H212V101H209V104L207 103V102H208V101H207ZM211 96H212V99H211ZM101 97H103V95H102ZM197 97H198V99H197ZM233 97H234V98H233ZM44 98H45V99H44ZM182 98H184L185 100H183ZM236 98H238V99H236ZM263 98H264V97H262L261 99H263ZM91 99H93V98H90V99H89L90 103H92V100H91ZM94 99L97 100L98 98H94ZM100 99H101V98H100ZM107 99H108V98H106V101H108V100H109V102L111 101V100H110L111 98L108 99V100H107ZM113 99H114V100H113ZM134 99H137V98H132V100H134ZM142 99H143V100H141V101H142V104H138L137 101L140 100V99H138V100L134 103V101H133V102L131 101V98L127 99V100H129L130 102H127L126 99H125V101H124V98H121V99H118V98H117V99H116V98H112V100L114 101V105H113V103H112L113 106L110 104V105H111V106H110V109L113 108V110H109V109H108V110H109V112H108L109 114L107 115V114L105 113V114L102 115L103 117L105 116V118L107 117L106 119H107V122H108L109 125H110V123H111V126H110L111 128H109V129H110L111 131H114V130H113V127L115 128L114 125H116L117 123H118L119 125H121V123L123 124V121H124V120H122L123 118H124V119H126V118L128 119L127 116H129V115H133V116H134V113H133V112H134L135 110H136L135 112H138V110H137L136 108H137V106H139V105H140V106L142 105V106H141V107H143L142 110H144V111H148L149 108H150V106H151V104H152V102H151V104H147L149 100H148V101H147V100H144V99H146V98H142ZM225 99H224V100H225ZM11 100H12V101H11ZM16 100H17V103H18V101H21V102H20V103H21V104H20L21 107H22L23 105H25V106H23V109L20 107V110H17V109H19V106H20V105H19V104H16ZM102 100H103V102L100 101V100H98V102L100 101L102 104H103V103H108V104H109V102H106V101H105V98H104V97L102 98ZM115 100H118V101H115ZM119 100H120V103H121V101H124L125 103H124V102H123V103H124L125 105H124V104H121V105L119 104V106H120V107H119L118 104H117V107H115V104H116V103H119ZM195 100H196V103H195ZM50 101L52 102V104L54 103V107L56 106L55 108L52 106V104L50 103ZM62 101H63V100H62ZM89 101H88V102H89ZM113 101H112V102H113ZM143 101L146 102L147 107L149 106L148 110H146L147 107H146V109H144V108H145L144 106H146V105H145V103H144ZM177 101H179V100H177ZM234 101H235V102H234ZM93 102L95 103V100H93ZM96 102H97V101H96ZM98 102H97V103H98ZM115 102H116V103H115ZM150 102H149V103H150ZM168 102H169V103L171 102V103L169 104ZM181 102H178V103H179L178 105H180ZM183 102H185V103H183ZM193 102H194V104H193ZM210 102H211V103H210ZM260 102L263 103L264 100L259 101V103H260ZM49 103H50L51 105H50ZM128 103H129V105H130V103H131V104L134 103V104H132V105L129 106ZM139 103H140V101H139ZM173 103L175 104L176 102L173 101ZM187 103H188V104H187ZM199 103H200V105H199ZM206 103H207L209 106H206V105H207ZM223 103H224V102H223ZM244 103H246V104H245V105H242V104H244ZM8 104H12V105L14 104V105H13V106H12V105L10 106V105H8ZM136 104H137V106H136ZM143 104H144V106H143ZM201 104L204 106V109H205L206 107H208V108L206 109V111H207V110L210 111V109H212V108L215 107V109L213 110V112H210V113L213 114V117L211 116L212 118H210V116H209V118H210L211 121L209 120V118H208L207 115H203V114H205V113H204L205 110L203 109V106H202ZM210 104H212V105H210ZM249 104H248V105H249ZM17 105H18V106H17ZM62 105H63V106H62ZM66 105H68V104H66ZM133 105H135V110L133 109L134 111L131 109V107H132V108L134 107ZM161 105H163V108H161V107H162ZM175 105H177V103H176ZM175 105H173V106H175ZM187 105H189V106H187ZM221 105H220V106H221ZM252 105H253V106H252ZM16 106H17V108H16ZM31 106H32V107H31ZM107 106H108V105H107ZM123 106H124V107H123ZM125 106H126V107L129 106V107L126 108V110L128 109L127 111H129V113H130V114H129V113L125 110V111H126V115H125V114H124L125 111L123 110V111H124L123 116L125 115L126 118L123 117V116L121 115V113L123 112L121 108L123 107V108L125 109ZM140 106H139V107H140ZM195 106H196L197 108H198V107H199V108L202 107V108H200V109H201V110L203 109V110H202V113H203V114L201 113V110H200V109H198V111H197V108H196ZM205 106H206V107H205ZM216 106L219 107V108L216 109ZM233 106H234V109H235L236 114H240L241 111L239 112L238 109H241L242 112H243V114H245V115L243 116L242 113H241V115H242L244 118H248V119H249V116L251 115L250 118L253 120V116H254L255 114H252V113H251V114H248V113H250V111H251V110L249 111V108H251V107L248 108V106H247V107L244 108V110H243V107L239 108V106H238V108H236V107H235L236 105H233ZM261 106H262V104H261ZM263 106H264V105H263ZM24 107H25V108H29V110H28V109L25 110ZM30 107H31V108H30ZM33 107L35 108V110H34V109H33V110H30V109H32ZM41 107H42V108H41ZM44 107H47V108H44ZM48 107H50L51 109L48 108ZM60 107H63V109H62V110L59 109ZM111 107H112V108H111ZM118 107H119V108H118ZM141 107H140V108H141ZM185 107H186V108H185ZM189 107H190V109H189ZM210 107H211V108H210ZM254 107H253L252 111H253V113H256V108H255V111H254ZM258 107H259V108H258ZM258 107H257V108L259 109L258 112H260V111H261L260 104L258 105ZM40 108H41V110H40ZM43 108L46 109V110L49 109V110L51 111V113H50V112L47 110V111L49 112V116H51L52 114L54 115V113L57 114V115H55V116H56V120H57V118L59 117V118H58V121L54 120L55 117L52 115V120H53V121H56L57 124L59 123V120H61V121H60L61 123L64 122V121H66V122H65V123H62L63 126H61L60 123H59L58 126H59L60 128H58V126L56 127V125L54 124V123H56V122H53V124L55 125V127H53L54 125H51L52 122H50L51 117L49 118L48 114L45 113V115H47V116H48V119H49V120H48V119L45 120V119H46L45 117H47V116H45V115L42 114V113L45 112V110H44L43 112H40V113H41L40 115H39V111H36V110H40V111H42ZM53 108H54L55 110H56V108H57V110L59 109V111H55ZM108 108H109V106H108ZM114 108L117 109V110L115 109L116 111H118V110H119V111H120V110L122 111V112L120 111L119 113L116 112L118 115L120 114V116H116V114L114 113ZM129 108L131 109V111L129 110ZM140 108H138V109L140 110ZM159 108H160L161 110H160ZM247 108H248V109H247ZM69 109H71L72 112H71V111H67V112H66V110H69ZM106 109H107V108H106ZM188 109H189V110H188ZM246 109H247V110H246ZM22 110H24V111H27V110H28V111H27V112H24V111H23L24 114H20V113L22 112ZM60 110H61V111H60ZM64 110H65V111H64ZM142 110H141V111H142ZM173 110H174V111H173ZM195 110L197 111V113L194 112ZM215 110H216V112H214ZM245 110L247 111V115H248V117L246 116ZM262 110H264V108H262ZM18 111H19V112H18ZM20 111H21V112H20ZM34 111H36V112H34ZM62 111H64L63 114L66 113V116L63 115V116H65V117L67 118V119L65 118V120H64L63 116L61 115V112H62ZM144 111H143V112H144ZM159 111H160V112H159ZM186 111H187V112H186ZM192 111H193V112H192ZM206 111H205V112H206ZM211 111H212V110H211ZM252 111H251V112H252ZM15 112H16L17 114L19 113V114H18V117H20L21 115H23V120H22V116H21V118H16V114H15L14 116H15L16 119H18V122H19V120H20L19 124H22L21 126H24V127H21L18 123H16L17 120L14 118V116H13V114H12V113H15ZM28 112H29L31 115H30ZM32 112H33V113H32ZM52 112H53V113H52ZM59 112H60V113H59ZM68 112H71V113H70V114H67ZM105 112H107V111H105ZM110 112H111V113H110ZM131 112H132V114H131ZM183 112H184V113H183ZM220 112H221V114H220ZM237 112H239V113H237ZM36 113H37V114H36ZM58 113H59V116H58ZM127 113H128L129 115H128ZM160 113H161V114H160ZM191 113H192V114H191ZM193 113H195L194 116H193ZM206 113H208V111H207ZM223 113H224V114H223ZM261 113H263V114H261V115L259 116L260 118H259L258 116L256 117V115H259L260 113H257V114L255 115L254 118H255V119H256V118H259V119H261V120L263 121L264 111H261ZM32 114H33V115H32ZM34 114H35V115H34ZM50 114H51V115H50ZM77 114H78V117H76ZM110 114H111V115H112V114H115V115L110 116ZM136 114H137V113H135V115H136ZM186 114H188V115H186ZM197 114H198V115H197ZM199 114H200V115L202 114V115L200 116ZM222 114H223V116H222ZM37 115H39L38 117H40V116H41V117H42V116H45V117H44V118H45L44 120H45V122H46L45 124L48 123L49 125H44V124H43V126L40 125V123L38 122V120H37V118H36ZM60 115H61L62 117H61ZM67 115H68L72 120L69 119ZM70 115H71V116H70ZM145 115L147 116V114H145ZM196 115H197V116H196ZM262 115H263V116H262ZM26 116H27V117H26ZM31 116H32V117H31ZM33 116H36V117H34L35 119L33 118ZM96 116H97V115H96ZM113 116H114V117H113ZM121 116H122V119H120V120H121V121H120V120H119V117L121 118ZM142 116H143V115H142ZM142 116H141V117H142ZM146 116H145V119H144V117H142L143 119H139V118H137V119L139 120V121L137 120V122L140 123V121L142 120L141 122H142V124H144L143 122L148 118V117L146 118ZM153 116H154V114H153ZM153 116H151V117H153ZM174 116H175V117H174ZM191 116L193 117V119H191V118H192ZM198 116H199V117H198ZM227 116H228V115H226V118H225V120H223V121H227V122H229V124H230L231 122H234L233 124H234V127H235V128H234L233 130L239 129V128L241 127L240 129H241L242 134H243V133L245 134V133L247 132L246 135L243 134L245 137H247V136L249 137L250 135H249L248 133H251V136L254 135V137L252 136L253 138H255L254 140L259 141V139H260V140H261V141H259L260 143L262 142V140H264V137H263V136H264V130H263V129H264V126H261L260 124H257V122H256V121H261V120H258V119H256V121L253 120V121L255 122V124L257 125V126H253V125H255V124H254V123L252 124V122L250 121L251 119H249V122H251L250 125L253 126V127H250V128H249L252 132L255 133L257 130H258V131H261V130H262L261 134H263V136H261V137H259V138L257 137L258 139H256L255 136H256V135H257V136H260L261 134H260V132H258V131H257L258 134H257V133H256V134H252L251 131L248 132V130H247L248 128H246V127H248V125H247L246 127H245V125H244V124H247L248 119L245 120V121H247V122L241 120V123H240L239 120H240L241 118L243 119V117L240 116L241 118H240L238 121H236V119H235L234 116H232L231 118L228 116V117L230 118V120H231V119H234L233 121L231 120V122H230V121L227 120ZM245 116H246V117H245ZM9 117H10V118H9ZM28 117H29V118H28ZM41 117L39 118V121H40L41 119H43V117H42V118H41ZM53 117H54V118H53ZM97 117H98V116H97ZM99 117H100V116H99ZM129 117H130V116H129ZM134 117H136V116H134ZM134 117H133V120H131L132 118L130 117V118H131V119H129L130 122H129L127 119H126V120L128 121L127 123L135 122L136 124L133 123L134 126L131 124V125L133 126V128H135V129L131 128L132 126L128 124V126L125 127L126 130H125V132H124V133H126V134H127V133H129V134L131 133V137H132V138H131L130 136L128 137L129 134H127V135L125 136V134L122 132V130L124 131V129H123L124 124H123V127H120V126H119L120 128H122V129H121V133L124 134V137H122V136H123L122 134L120 135L119 129H117L118 132L115 130V131H116V134H114L115 131L113 132V137H114V138H113V141H115V142L117 143L118 140H119V142H123V140H125V141H124L125 143H124V142H123V143L126 144V142H129V143H128L129 147L127 146V144L123 146L122 143H120V145L122 144L123 147H122V146H118V143H117V145H116L115 142L112 143V142H113V141H112L111 144L109 145V146L112 145V146H111L112 148H111V147H109L108 149L105 148L106 150H105V149H100V147L97 146L98 144H99V146H100V142H99V140H100V134H101V133H99V132H102L103 130H105V128H106L107 126H106L105 124H104V125L102 124L104 127L99 129V127H100L99 125H100V124L98 123L99 125H97V123H96L95 126H98V127H96V130H97V129H99V130L102 129V131H99V132H98V130L95 131V130H94V129H95V126H94L93 123H95V121L98 122V121H99V120H97L98 118H96V119L91 118V121H87V123L90 122V123L93 124V125H91V124L89 123V124H87L88 126L86 125L87 127H90L89 130H88V128H86V126H85V127L83 126V127H84L83 129L86 128V129H87V130L85 129V130L87 131L86 133L89 135V136L87 137L86 141H84V142H85L84 145H85V146L88 145L89 148H87L88 146H86V148H85V146H84L83 144H80V145H82V146H84V147H81L78 143H77L76 145H79V146H80V150H81L82 148H84V149H83L84 151H82V152H85V153H84V156H85V157H86V156L88 157V155L91 153V154H90L91 156L89 155V158L95 160L96 158H99L98 156H101V158H102V156L105 154V156H107V157H106L107 160L111 162V158H112V161H114V163H115V161H117L118 158H119V156H118V158H117V154L122 153V151L124 152V153H123L124 156L126 155V154H125V151H127L129 154L132 153V152H129V149H130V148H131L130 150H132L133 153H136V150H137V152H138V147L140 146V143H141L140 140H139V139L141 138V136H139V139H138V138H137V140L135 139V138H136V137H135V131H136V129H137L136 127L138 126V123L134 120V119H135ZM194 117H195V118H194ZM203 117L205 118V120H204ZM261 117H262V118H261ZM13 118L15 119V122H14V121H11V122H13V124H14L13 126H15V124H17V125L19 126V128H20V131L18 130V127H15V129H14V127H10V128L8 127V128H6L8 125H4V123H6V124L9 123V125L12 124V123L10 122V120H12ZM31 118H33V119H32V120H33V123H34V121H35V123H37V124L39 123L38 126H40V127H38V128H39L40 131H41V129H43V133H44V135H42V134L39 135V134H40V133L38 134L39 130H38V131H37V130L35 131V132H37V134H38V135H37V134L35 133V134L37 135V137L40 136L39 138H36V137L34 138V135H35L34 133L30 134L31 131H29V130H30L29 127H33V125H31V123H32L31 121H32V120L30 121ZM62 118H63L64 121H62ZM100 118H101V117H100ZM114 118H115V119H114ZM116 118H118V122H117V123H115L116 120H117ZM149 118H150V115H149ZM189 118H190L191 120H189ZM201 118H202L203 120H201ZM206 118H207V119H206ZM229 118H228V119H229ZM2 119H3L4 121H2ZM111 119H113L112 121H113L114 123L111 121ZM151 119H153V118H151ZM6 120H7L8 122H7ZM77 120H78V119H77ZM92 120H94V122H92ZM102 120H103V119H102ZM102 120L100 119L99 122H101ZM143 120H144V121H143ZM148 120H149V119H147L146 121H148ZM183 120H185V123H184ZM198 120H200V121H198ZM29 121L31 122L30 124H29ZM47 121H48V122H47ZM75 121L73 120V122H75ZM119 121H120V122H119ZM146 121H145V122H146ZM159 121H158V122H159ZM195 121H198V122H195ZM202 121H204V122L202 123ZM213 121H216V123L214 122V124H213V123H212ZM262 121H261V122H262ZM40 122H41V121H40ZM103 122H105V119H104ZM109 122H110V123H109ZM124 122H125V121H124ZM148 122L152 123L150 120H149ZM154 122H157V121L155 120V121H153V123H154ZM200 122H201V123H200ZM236 122H239L242 126L239 125V123H236ZM242 122H244V123H242ZM261 122H258V123H261ZM33 123H32V124H33ZM35 123H34V124H35ZM42 123H44L43 120H42ZM42 123H41V124H42ZM75 123H76V122H75ZM105 123H106V122H105ZM153 123L151 124V125H152V128H153V125H154ZM199 123H200V126H202L201 124H203V126H206V125H207V129H211V128H212V130H206L205 127L202 126V128L205 129V132H206V133L204 132L203 129H202L203 132H202L201 130L199 131V129L201 128V127H200V128L197 127V125H199ZM208 123H210L211 125H210V124L208 125ZM235 123H236V124H235ZM113 124H114V125H113ZM171 124H173V125H171ZM204 124H206V125H204ZM248 124H249V123H248ZM261 124H262V123H261ZM17 125H16V126H17ZM30 125H31V126H30ZM35 125H36V124H35ZM89 125L92 126V129H93V130L91 129V126H89ZM102 125H101V127H102ZM125 125H126V122H125ZM136 125H137V126H136ZM151 125H150V126H151ZM170 125H171L172 127H171ZM189 125H191V126H189ZM231 125H232V123H231ZM231 125H229V127H227L226 130H228V131L230 130V131H231V129L233 128ZM236 125H237L239 128H238ZM243 125H244V127H243ZM263 125H264V121H263ZM1 126H2V125H1ZM10 126H12V125H10ZM44 126H45V127H44ZM46 126H47V128H49L50 126H52L56 131L53 132V133L51 134V133H50V130H52V128L50 127L51 129L49 128L50 130H49V129L47 130V131H49V133L51 134V136H49V133L46 131V129H47ZM48 126H49V127H48ZM67 126H69V127H67ZM72 126H71L70 128H72ZM93 126H94V127H93ZM105 126H106V127H105ZM117 126H118V125H116V127H117ZM121 126H122V125H121ZM130 126H131V127H130ZM194 126H195V127H194ZM211 126H212V127H211ZM230 126H231V128H230ZM27 127H28V129H27ZM36 127H37V126H34V128H32V131L35 130V129H38V128H36ZM42 127L46 128V129L44 130V128H42ZM128 127H130L129 130H130L131 132H128V131H129V130L127 129ZM158 127H159L160 130L158 129ZM170 127H171V129H170ZM173 127H175L176 130H178V132H176L175 129H174L175 131L173 132V130H172ZM257 127H258V128H257ZM262 127H263V128H262ZM1 128L3 129V127H1ZM16 128H17L19 134H18L17 131H15ZM56 128H57V129H56ZM189 128H190V129H189ZM196 128H197V129H196ZM243 128H244V130H246V132H245L244 130L242 131ZM251 128H252V129H251ZM261 128H262V129H261ZM25 129H26V130H25ZM81 129H82V128H81ZM83 129H82V130H83ZM115 129H116V128H115ZM186 129H187V131H186ZM188 129L190 130V132H188V131H189ZM191 129H192V130H191ZM195 129H196V130H195ZM253 129H254V130H253ZM27 130H28V131H27ZM65 130H66V131H65ZM72 130H73V128H72ZM85 130H84V131H85ZM90 130L93 131V132L91 133ZM127 130H128V131H127ZM132 130H133V131H132ZM161 130H162V131H161ZM194 130H195V132H194ZM217 130H218V132H216ZM13 131H15V132H17V133L14 134ZM45 131H46L47 133H46ZM52 131H53V130H52ZM88 131H89V132H88ZM126 131H127V132H126ZM159 131H160V132H159ZM196 131H198V132H196ZM207 131H208V133H207ZM210 131H211L212 133H210ZM228 131H227V132H228ZM230 131H229V132H230ZM94 132H95V133H94ZM96 132H98L99 135H98ZM149 132H148V133H149ZM192 132H193V135H195V136H193V135L191 134ZM231 132H232V133H231ZM231 132L229 133V135H226V136L223 135L224 137H223L222 134H221L220 136H222L223 138L220 137V136H219L220 138L218 137V142H220V141H224V142H220V144L223 143V144H222L223 147H222V146H219L223 151H225V150L230 146V145L228 144V142H230L229 140L232 139V140L234 141V139L237 138V140L235 139L236 142H237V141H239V139H240V137H241V133L239 132V130L237 131V132H238V135L240 136L239 139H238L237 134H236L237 137H235V138L233 139V137L235 136V133H237V132H235V131H231ZM233 132H235V133H233ZM93 133L95 134L94 136H96V135L98 136V139H97L98 142H96V141H97V140H96L97 136H96L95 139H94ZM117 133L119 134L118 136H119L120 138H123L122 140H120V138L117 136ZM174 133H175V134H174ZM188 133H190V134L187 135ZM217 133H218V134H217ZM9 134H10L11 136H9ZM33 134H34V135H33ZM46 134H48V135H46ZM72 134H73V133H72ZM91 134H92V135H91ZM180 134H181V136H180ZM198 134H199V135H198ZM233 134H234V135H233ZM247 134H248V135H247ZM31 135H33V136H31ZM114 135H115V136H114ZM152 135H153V136H152ZM174 135H175V137L173 138ZM230 135H231L232 137H231ZM15 136H17V137H15ZM90 136H93V139H94V140H93V139H90ZM196 136L200 138V139L197 138V139L200 140V141H198L196 138H194V137H196ZM202 136H204V137H202ZM207 136H208L209 139H210V140H208L209 142L206 141L207 139L203 140L204 138H207ZM13 137H14V138H13ZM116 137H117V138H116ZM137 137H138V136H137ZM189 137H190V138H189ZM201 137H202V141H201ZM226 137H228V141L225 140V139H227ZM229 137H231V138L229 139ZM19 138H20L22 141H21ZM118 138H119V139H118ZM124 138H125V139H124ZM191 138H192V139L194 138L195 141H194V139L192 140ZM221 138H222V139H221ZM16 139H14V142H15V143L17 142ZM34 139H35V140H34ZM115 139H116L117 141H116ZM175 139H177V140H175ZM180 139H182V142H181ZM216 139H217V138H216ZM241 139H242V138H241ZM245 139H246V141H250V140H252V139L249 140V138H248V139L245 138ZM15 140H16V141H15ZM68 140H69V141H68ZM87 140H88V142H87ZM90 140H92L93 142L90 141ZM142 140H143V139H141V141H142ZM146 140H144V142H145ZM171 140H172V141L175 140L176 142L174 141V142L172 143ZM178 140H180V141L177 142ZM196 140H197V141H196ZM19 141H20V142H19ZM72 141H71V143H73ZM137 141H139V142H137ZM148 141H147V143H148ZM161 141H162V142H161ZM164 141H166V142H164ZM191 141H192V142H196V143L198 142L199 144L197 143L196 145H199V146L201 145L200 147H204V148H200V149H199V146H196L194 143H190ZM204 141H205V142H204ZM21 142H22V143H21ZM94 142H96L97 144L94 143ZM186 142H187V143H186ZM226 142H227V143H226ZM234 142H235V141H234ZM253 142H254V141H253ZM20 143H21V144H20ZM68 143H69V146H70V147H69V146L66 147V146L68 145ZM91 143H92V144H91ZM185 143H186V144H185ZM6 144L10 145V146H9L10 149H8L9 147H8V145H6ZM13 144H14V143H13V141H12V145H13ZM16 144H17V143H16ZM90 144H91V145H90ZM113 144H115L118 148H117L116 146H114ZM145 144H146V142H145ZM145 144H144V145H145ZM190 144H191L192 148H191V146H189ZM226 144H228V145L226 146ZM234 144H235V143H234ZM261 144H264V141H263ZM93 145H94V146H93ZM160 145H161V146H160ZM194 145H195V148L193 147ZM204 145H207L208 150H204V153H199V154H202V156H199V155L197 154L198 152H196L195 150L202 152L201 149H202V150H203V149H207V147L205 148ZM218 145H219V144H218ZM96 146H97V147H96ZM125 146H126L127 148H126ZM136 146H137V147H136ZM162 146H163V147H162ZM173 146H174V148L177 147L176 149L178 150V152H179L180 150L183 152V153H182V152L180 151V153H179V155H180L181 153L184 154V155L181 156L182 158H181L180 156H178V152H177V151H176L177 153H175V154H171L172 152H173V153L175 152V150L173 149ZM209 146H211V147H210V150H209ZM224 146H225L226 148H224ZM263 146H264V145H263ZM76 147H77V146H76ZM76 147H75V148H76ZM92 147H93V149H95V148H96V149H99V152H98L97 150H95V151L98 152V153L96 152V157H93V156H92V155L95 154V152H94V154H93V151H94V150H92V151L90 152V150L92 149ZM114 147H116L117 149H115ZM119 147H121L123 150L121 149V151H120V148H119ZM168 147H169V149H168ZM181 147H182V148H181ZM183 147H185L184 150H183ZM16 148H17V149H16ZM26 148H27V149H26ZM64 148H65V149H64ZM66 148H68V149H66ZM77 148H78V150H79V147H77ZM90 148H91V149H90ZM110 148H111V149H110ZM124 148H125V150H124ZM158 148H159V149H158ZM193 148H194V150H193ZM22 149H23V150H22ZM50 149H51L52 151H49ZM86 149H88V150H86ZM109 149H110V150H109ZM114 149H115V150H118V149H119V153H117ZM134 149H135V151H134ZM186 149H189L190 151H187ZM224 149H225V150H224ZM9 150H10V151H9ZM16 150H20V153H19V156H18V158H20V160H19L17 157H14L15 160L12 159V160H14V161H12L10 158H13V157L9 156V155H10L9 153H12V155L14 154V156H15V155H18V151H16ZM24 150H25V151H24ZM63 150H64V151H63ZM65 150H66V151L69 150V151L66 152ZM100 150H101V153H102V154L100 153ZM102 150H103V151H102ZM107 150H109V152H108ZM163 150H164L165 152H167V153L165 154V152H163ZM166 150H168V151H166ZM22 151H23V152H22ZM26 151H27L28 153L31 151V152H30L31 154L29 153L31 157H27V158H29L31 161H33L34 163H36V164H34V163L32 162V165H31L32 167H31V168H29V167H30V166H29L30 164H28L30 160H29V159H25V158H26L25 155H27V154H26V153H27ZM87 151H88V152H87ZM105 151H107L108 154L105 153ZM111 151H112L113 153L115 152V154H113ZM186 151H187L188 153H191V154H190L191 156H192L193 153H194V154L196 153L197 156H198V158L196 159L195 156H194V158H191V156L189 157V155H187ZM205 151H207V152H205ZM14 152H15V153H14ZM16 152H17V154H16ZM24 152H25V153H24ZM50 152H52V153H50ZM89 152H90V153H89ZM22 153H23V157L25 156L24 158L21 156ZM64 153H65V155H64ZM86 153H87L88 155H87ZM128 153H127V155H128ZM32 154H33V156H32ZM35 154H36V157L34 156ZM60 154H61L62 156H61ZM85 154H86V155H85ZM100 154H101V155H100ZM106 154H107V155H106ZM110 154H111V157H110ZM112 154H113V155H112ZM194 154H193V155H194ZM196 154H195V155H196ZM203 154H205V155H207V156H204ZM115 155H116V156H115ZM119 155H121V154H119ZM168 155H170L171 158H168V157H170V156H168ZM2 156H3V155H2ZM27 156H29V155H27ZM59 156H60V157H59ZM164 156H165V157H164ZM183 156H184V157H183ZM203 156H204V157H203ZM21 157H22L23 159H22ZM32 157H35V158L33 159ZM151 157H150V159H151ZM162 157H161V158H162ZM186 157H189V159L186 158ZM200 157H201L202 160L200 159ZM202 157H203V158H202ZM36 158H37V159L39 158L38 161L36 160ZM65 158H67V157H65ZM101 158H100V159H101ZM103 158H105V157L103 156ZM108 158H109V159H108ZM113 158H114L115 160H113ZM120 158H121V157H120ZM161 158H160V159H161ZM163 158H162V159H163ZM205 158H206V159H205ZM3 159L5 160L6 163H7L8 161H10V160H11L12 163L16 162V164H17V162H18L19 165H21V168H19V167H18L19 165L17 166L16 164H11V165H12V168H11V165L8 164V163H7V165H6L5 162L3 161ZM9 159H10V160H9ZM16 159H17V160H16ZM57 159H58V160H57ZM116 159H117V160H116ZM150 159H149V160H150ZM170 159H171L172 161H171ZM173 159H174V160H173ZM176 159H177V160H176ZM182 159H185V160H182ZM190 159H191V162H188ZM192 159H193V160H192ZM198 159H199V160H198ZM22 160H26L25 162H26V164H28V166H29V167H28V170H24V169H25V166L27 167V165L25 164V162H24V165H25V166L22 167V166H23V165H22V164H23V161H22ZM27 160H28V163H27ZM48 160H49V163H48V162L46 163V161H48ZM96 160H99V159H96ZM151 160H152V159H151ZM151 160H150V161H151ZM178 160H179V163H178ZM195 160H196V161H195ZM203 160H204L206 163H205ZM19 161H20L22 164H20ZM31 161H30V162H31ZM35 161H37V162H38L40 165H42V166L37 165V162H35ZM41 161H42V162H41ZM59 161H60L61 163H58ZM157 161H158V160H156V162H157ZM159 161H158L157 164H156V162H154V163H155L154 165L151 164L152 161H151V162H149V161L147 162V161H146V162H147L146 164L150 163L151 165H150V164H148V165L151 167V169H152L154 172H155V171H156V172H158V171L160 172V169L163 170L164 167H163V168L161 167L162 165H160ZM170 161H171V162H170ZM200 161H203V162H200ZM11 162H9V163H11ZM44 162H45V164H44ZM54 162H55V163H54ZM52 163H54V164H52ZM111 163H112V162H111ZM114 163H113V164H114ZM152 163H153V162H152ZM200 163H201V165H200ZM33 164H34V165H33ZM49 164H50V165L52 164L53 167L55 166V168L57 169V171H56V169H54V168H53L52 166H50ZM56 164H58V166H56ZM174 164H175V165H174ZM183 164H185V165L187 164V166H186L185 168H182V169H185V170H182L181 168H179V165H180V167H181V165H183ZM9 165H10V166H9ZM13 165H15V166H17V167H14V168H13ZM35 165H37L38 167H41V170H39L40 172L37 170V171L39 172L38 174H40V175L43 174L42 177H39L40 179H38V175H36V177H35V175H34V174H36V172H34V171H36V167H37V166L35 167ZM45 165H46V166H45ZM47 165H49V167H50V168H53L55 171L52 172L53 170L50 169ZM59 165H60V166H59ZM62 165L65 167L64 164H62ZM157 165H158V166H157ZM159 165H160V166H159ZM185 165H184V166H185ZM198 165H199L200 169H198ZM8 166H9V168H8ZM43 166H44V167H48L49 170H50L52 173L49 174L50 172L47 170L48 168H47V169L43 168V170H45V171L47 170V172H48L49 175H48L47 173L44 174V171H42V167H43ZM63 166H61V167H63ZM174 166H175V168H174ZM184 166H182V167H184ZM38 167H37V169H38ZM57 167H58V168H57ZM153 167H155L156 169H153ZM159 167H161V168H159ZM22 168H23V170H22ZM11 169L14 170V171H15L16 169H20L21 171H20V170H19V171L22 172L23 174L20 173L19 171H15V172L13 171V172H12ZM29 169H30V170H29ZM32 169H35V170L33 171ZM162 170H161V171H162ZM30 171H31V172L33 171L32 173H34V174H32ZM61 171H62V172H61ZM183 171H184V172H183ZM11 172H12L13 174H12ZM41 172H43V173H41ZM156 172H155V174H156ZM27 173L30 174L31 177H30ZM21 174L24 176V178L22 177V181H23V183H22V181H21L22 184L20 183V177H21V176H19V175H21ZM47 175L49 176V178L47 177ZM197 175H198V176H197ZM200 175H201V176H200ZM193 176H194V179H193ZM43 177H44V179H45V178L47 179V180H46L47 182H50L49 180L53 177L51 181H53V179H54V180H56L57 183L50 182V183H53V184H55V185L52 186L53 184H50L51 186L49 185L50 187L46 188V187H47V186H46V185H47V182H46V185H45V184H41V183H44V182H41L40 184H38L40 181H43ZM195 177H196L197 179L199 178V180H197ZM30 178H32V179H30ZM24 179H25L26 181H25ZM33 179H37L38 182H37V181L35 182V180L33 181ZM41 179H42V180H41ZM200 179H202V181H200ZM30 180H32V182H31ZM172 180H174V182H175V177H174V179L172 178ZM44 181H45V180H44ZM198 181H199L200 183H199ZM27 182H28V183H27ZM30 182H31V183H30ZM33 182H34V183H33ZM203 182H204V181H203ZM35 183L38 184L39 186L36 185ZM196 183H197V184H196ZM30 185H31V186H30ZM32 185H33V187H32ZM41 185H42V186H41ZM44 185H45L46 187H45ZM202 185H203V186H202ZM40 186H41L42 188H44V189H43L44 192H45V191L47 192V194H48L47 197H46V193H44L43 191H41L42 188H41ZM204 186H205V187H204ZM36 187H37V188H36ZM96 187H97V186L95 185L94 188L96 189ZM5 188H6V190H5ZM31 188H32V189H31ZM97 188L100 189V187H97ZM119 188H120V189H123L124 187L122 188V186H121V187H119ZM119 188H118V189H119ZM22 189H23V190H22ZM39 189H40V190H39ZM51 189H52V188H51ZM57 189H58V188H56L55 190L57 191ZM30 190H31V191H30ZM96 190H98V189H96ZM113 190H114V189H113ZM263 190H264V189H263ZM38 191H39V192H38ZM50 191H51V190L49 189V192H50ZM52 191H54V190L52 189ZM114 191H115V190H114ZM208 191H209V192H208ZM256 191H258V193L255 192V194H254V193H253V194L256 195V196H258V194L260 193L259 196H258V197H259L258 199L255 200V198H257V197H255L253 194H251V195H253L255 198L253 197L252 199H250V198L247 196V197L253 202L252 204H251V201H250L248 198H247V201L249 200V202H246V201H244V200H242V199H241L242 202H235L236 199H233V198L235 197L233 193H232L233 196H232V194H231L230 196H229L228 194H226L227 198H224V197H226V196L221 197L222 199L224 198V200H226V199H227V200L230 199V200H232V201L234 200V202L237 203V205L240 203V204H239L240 206L238 205V207H236V206H235V205H236L235 203H230V201H229V203L227 204L228 206H227V205H224V206H226L227 208L229 207V210H226V208L224 207L225 211H227V212H230V211L232 210V208H234V210L237 211V210H239V209H236V208H240V207H242V206H243V207H250V208L248 209V210H249V213H247V214H244V211H242V209L245 210V208H240V211H242L243 214H242V212H239V213H238V212H235L236 214H234V211L232 210L233 212H232V211H231V212H232L233 214H231V213H227V214H228V215H227V214H225L226 212L223 210V212H225L224 214L226 215L227 218H230V219L234 220L235 224H237V225H238V223H239L238 227H237L235 224L232 225V226H234L235 229H234L232 226H230L231 224H233V222H231V221H230L231 223H229L230 225H228V226H230L231 234L233 233V235H232V237H233V243H236L235 245H237V242H240V243H238V244L241 245V247H242V248H241V247L238 248L239 245H237V247H236L237 249H236V250H238V249H239V250L244 249L245 251H242V250L239 251V250H238L240 253L238 252L239 254H237V255H235V256H233V257H236V256H237V257H239V258H233V257H232V262H230L229 258H227V257L224 258L223 256H222V257H221V256H220V257H217V256H219V254L216 255V253H220V252L217 250L219 247H220V251L222 250V253L224 252L223 249H225V247H226L225 244H227V243L224 242V241H223L224 244H223V242L220 243V244L217 243L218 245L216 244V245H217L216 247H215V246L212 247V250H215V249H216V252H215V251H214V252L212 251L216 256H215V258H214L215 261H214L213 263H211V264H227V263H228V264H230V263H231V264H255V261H256V259H257L256 257H257V256L259 257V255L261 256V253H262V255L264 254V252L258 253L259 255H258V254H255V253H257V251L253 254V252L255 251L254 247H256V243L258 242V241H257V242L255 243L254 241H255V240H258V238H259V242H258L259 244H260V242H261V244L264 242V231H262V229L264 230V202H263V201H264V191H262L261 188H260V191H259V190H256ZM96 192H97V191H96ZM250 192H251V191H250ZM250 192H249V193H250ZM253 192H254V191H253ZM6 193H7V194H6ZM14 193H15V195H14ZM36 193H37V194H36ZM118 193H119V194L115 193V194H116V195H115V194L113 193V191H112V195L114 194V195L116 196V199H115V196H114L113 200H112V197H111L110 200L106 201L105 203H103V204L99 203V204H101L100 206H103V205L105 206L103 209H101L100 206H99V209H98V208H97L98 205L96 206L95 209H96L97 211H98V210L100 211V209H101V212H102L105 216L107 215L106 213L111 214L110 216H109V214H108V216H109V217L112 216V217H111L112 219H110V220L107 219V220H109L111 223H110L109 221L106 220V218H107L108 216H107L106 218H105V216H103V222L105 221V223H106V224H105V227H106V225L108 224L106 228H108V226L112 227V222H113V223H114L113 225H115V228L120 227V230H122L121 232L124 234L123 231H127V230H125V229L127 228V226L130 225V224L132 225L133 222L135 221V215H133V212H132V209H133L132 206L134 207V201L131 202V200H128V199L125 197V194H124L123 191H121L122 194H121L120 197L118 196V195H120V192H118ZM152 193H153V192H152ZM261 193H262V194H261ZM163 194H164V196H166V195H167V192L165 191V192H163ZM165 194H166V195H165ZM44 195H45V196H44ZM51 195L49 196L50 198H51ZM123 195H124V196H123ZM247 195H249V194H247ZM38 196H39V197H38ZM152 196H154V193H153ZM243 196H244V195H243ZM243 196H242V198H243ZM29 197H30V198L33 197V199H34V201H35V202H34L35 205L33 204V202H30V201H33V199H32V198L30 199ZM229 197H231V198H229ZM250 197H252V196H250ZM35 198H36V199H35ZM38 198H39V199H38ZM122 198H123V199H122ZM124 198H125V200H124ZM153 198H154V197H153ZM245 198H246V195L244 196L243 199H245ZM15 199H16V200H15ZM25 199H26V200H25ZM28 199H29V200H28ZM118 199H119V200H118ZM120 199H121V200H120ZM126 199H127V200H126ZM253 199H254V200H253ZM6 200H7V201H6ZM245 200H246V199H245ZM11 201H12V202H11ZM111 201H112V202L116 201V202H115L116 205H115V203H114V206H113V207L117 206V208H116V207H115V208L112 207V205H111L112 202H111ZM117 201H118V202H117ZM119 201H120V202L122 201V202H121L122 205H121V204H120V205L118 204V203H120ZM126 201H128V202H126ZM129 201H130V202H129ZM3 202H5V205H3V204H4ZM108 202H110V203H108ZM163 202H164V197H163ZM7 203H8V205H7ZM12 203H14V204H12ZM22 203H23L24 205H26V206H27L28 203H29L28 210H29V211L32 210V212H31V211L28 212V211H27V208H26V210H24V212H23V211H22V209H23V208H22V207H23V204H22ZM26 203H27V204H26ZM123 203H126V204H123ZM132 203H133V204H132ZM243 203H245L246 206H245V204H243ZM16 204H17V205H16ZM112 204H113V203H112ZM117 204H118V205H117ZM144 204H146V201H144ZM225 204H226V203H225ZM229 204H230V205H229ZM232 204H233L235 207H231ZM241 204H243V205H241ZM250 204H251V206H250ZM33 205H34V206H33ZM108 205H110V206H108ZM131 205H132V206H131ZM146 205H147V204H146ZM159 205H160V209H163L162 207H163L164 203L161 202V204L159 203ZM170 205H171V204H170ZM233 205H232V206H233ZM248 205H249V206H248ZM3 206H6V207H7V211H6V208H3ZM20 206H22V207H20ZM32 206L35 207V208H34L35 210H34L33 208H32V209H29V207H32ZM119 206H121L122 209L119 208ZM125 206H126V208L131 206L132 209H131V208H130V209H125V208H123V207H125ZM8 207H9V209H8ZM106 207L113 208V210L110 211V209L108 208V211H106V210H107ZM204 207H205V208H204ZM207 207H208L207 204H205V205L202 206V210H203L202 213H204V210H205V209L208 210ZM12 208H13V209H12ZM14 208L16 209L17 213H16V211H15L12 215H10V214L8 213V211L11 209L10 211H11V213H12L13 210H15ZM19 208H18V209H19ZM118 208H119V209H118ZM24 209H25V208H24ZM105 209H106V210H105ZM115 209L118 210V212H119L120 214H119ZM124 209H125V213H122V210H123V212H124ZM222 209H223V208H222ZM33 210H34V212H33ZM103 210H104V211H103ZM114 210H115V212H114ZM127 210H128V211H127ZM206 210H205V213H207ZM248 210H247V211H248ZM3 211H4V212H3ZM105 211H106V212H105ZM109 211H110V212H109ZM112 211H113V213H112ZM120 211H121V212H120ZM126 211H127V212H126ZM247 211H245V212H247ZM27 212H28V213H27ZM15 213H16V215H15ZM116 213H117V214H116ZM121 213H122V216H120ZM130 213H131V216H130ZM147 213H148V212H145L144 215L147 216ZM157 213H158V212H157ZM237 213H238V214H237ZM250 213H251V214H250ZM1 214H0V217H1ZM3 214H2V216H3ZM8 214H9V215H8ZM33 214H35V215L33 216ZM248 214H250L251 217H252L254 220H253L251 217H249ZM13 215L16 216V217H15V218H16L15 220H14ZM17 215H18V216H17ZM118 215H119V217H117ZM144 215H143V218L145 217ZM259 215H261V216H259ZM10 216H11V217H10ZM32 216H33V217H32ZM123 216H124V217H123ZM201 216H203V215H201ZM201 216H200V217H201ZM8 217H9V218H8ZM30 217H29V218H30ZM121 217H123V218H122L123 221H122L121 219H119V218H121ZM147 217H148V216H147ZM200 217H199V218H200ZM203 217H204V216H203ZM203 217H201V221H202V218H203ZM232 217H233V218H232ZM236 217H237V218H236ZM248 217H249V219H252V220H249ZM19 218H20V217H19ZM116 218H117L116 221L118 222V221L120 220V221L122 222V224L125 223V225H126V222H125V221H127V220H128V221H131V223L129 222V223L127 224L126 228H124V230H123V229H122L123 227H121V226H122V225H121V222H120V223L118 222L119 224H117L116 221H115V222H114V221H111V220H114V219H116ZM124 218H125V219H124ZM128 218H130V220H129ZM145 218H146V217H145ZM199 218H198V219H199ZM3 219H4V218H3ZM5 219H6V218H5ZM24 219H25V220H24ZM222 219H224V217H223ZM222 219H221V218L218 219L219 222H220ZM238 219H239V220H238ZM1 220H2V219H0V224H1V227H0V232H1V233H0V236H1L2 240L0 239V240H1L0 242H1V243L4 242V245H5V244L7 245V246L5 245V249H4V251L7 250L6 248H8V249H9L8 252H10V255H9L8 253H6L7 251L5 252L6 254H4V251H1V252H0V256H3V255H4V257H1V258H0V259H2V260H0V263H3V262H4V264H7L6 262H8V263L11 264V259H10V258H11V255H12V252H13V249H14L13 247H14V246H15V247L17 246L18 248L16 247V249H18V251L20 250V248H19L20 246H18V245H22V246H23V244H21L23 238L20 239V235H25V236H21V237H24V238H26V240H27V239L29 238L27 235H29V234L32 233L31 229L33 230V226H32V228H31V226H30L27 222H26V224H27V226H28L27 229H25L26 224H23V225L21 224L22 227H21L20 224H19V225H16L15 227L18 226L17 229H19V226H20V229H21V228H24V230L21 229V230L24 232V234H19V233L21 232V230H19V232H18V234H19V240H21V241L19 242L18 239H17V240H14V241H16V242H15V245L13 244L12 247H11V246H9L10 243H11V244L13 243V242H11V241H13V240H12V237H11V235H10L11 231H8V232L4 231V230H6V227H5V226H8V229H9L10 226H9V225H6L7 223L9 224V221H8V220H3V221H5V222H3V221H1ZM124 220H125V221H124ZM206 220H207L206 218H205V219L203 218V221H204V222H206ZM247 220H248V221H247ZM7 221H8V222H7ZM17 221H18V220H17ZM17 221H16V222H17ZM106 221H107V222H106ZM128 221H127V222H128ZM203 221H202V222H203ZM239 221H241V222H239ZM242 221H243V222H242ZM249 221H251V222H252V221H255L258 225H257L255 222H254V225H253V223H251V222H249ZM1 222H2V223H1ZM10 222H12V221H10ZM108 222H109V223H108ZM246 222H249V224H247ZM20 223H21V222H20ZM240 223H242V224H241L242 227H243V225L245 226V229H243V230H239V229H238V228L240 227ZM243 223H244V224H243ZM245 223H246V225H245ZM3 224H5V225H3ZM11 224H13V223H11ZM14 224H15V223H14ZM14 224H13L10 228H13V227H14ZM116 224H117V225H116ZM255 224H256V225H255ZM31 225H32V224H31ZM119 225H121V226H119ZM131 225H130V226H131ZM251 225H253V226L251 227ZM23 226H24V227H23ZM92 226H93L94 230H93V228L91 229V226H89V227H90V229H91L92 232H94V231H95V232H94V233L91 232V234H92V235H93V234H94V235L98 234V233L96 232L97 228L94 227V225H92ZM247 226H250V231H248L249 234H246V233H248V232H244V231H247V229H249V227H247ZM255 226H256V227H255ZM257 226L260 227L261 232L263 233V237H262V234H261L260 236H258L261 232H259V234H258V232H256V233L258 234V235L256 234L258 238H256V235H254L253 231H254V229H255V231L257 230ZM3 227H5V229H4ZM89 227H88V229H89ZM110 227H109V229H110ZM246 227H247V229H246ZM253 227H254V229H252ZM259 227H258V228H259ZM30 228H31V229H30ZM95 228H96V230H95ZM112 228L115 230V232H114V230H113ZM112 228L110 229L111 231H109V232H108L109 229H105V230H107L108 233H110V234L107 233V236L110 235V237H112V238H113V236H114V240H112V238H111L112 242L114 243L115 239H116L117 242H118V238H119V237L121 238V234H122V233L120 232V230L117 231L119 228H118V229H115L114 227H112ZM231 228H233V230H232ZM3 229H4V230H3ZM8 229H7V230H8ZM88 229L86 230V232L90 230V229H89V230H88ZM9 230H10V229H9ZM11 230H12V229H11ZM25 230H27L28 232H29V230H30L31 233H29V234H28V232L25 233V232H26ZM252 230H253V231H252ZM17 231H18V230H17ZM116 231L119 232V233H121V234L119 235V233H117ZM223 231H224V230H223ZM235 231L237 232V233L235 234L236 236H234ZM251 231H252V232H251ZM257 231H260V230H257ZM23 232H21V233H23ZM171 232H172V231H171ZM225 232H226V231H225ZM225 232H223V233H225ZM238 232H239V233H238ZM250 232H251V233H250ZM7 233H8V235H9L10 237L7 236ZM87 233H88V232H87ZM112 233H114L113 236H111ZM172 233H173V232H172ZM172 233H170V230H167V233H166V235H168V236H167V239L170 240V241L172 240V243H173L174 245H176V246H180V245H181L180 247H182V246H183L182 242H180V243H179V242H176L175 240H178V239H177V238H176V239L172 238V236L174 235V234L172 235ZM91 234H90V232H89V233H88V236H87V237H84V239H83V238H82V239H83V241H84V246L88 243V247L86 248V246H85V248H86L87 251H89V250L91 249L90 251L92 252V254L90 255V257H92V258L94 259L95 254L97 253V257H98L100 253H99V251L94 252L95 249H96V244L93 242L94 240H92V241L90 240V238L92 237ZM115 234H117L118 236H117V235L115 236ZM241 234H243V236L245 237V239H243L244 237H243ZM90 235H91V236H90ZM99 235L102 236V234H100V233H99ZM171 235H172V236H171ZM240 235H241V237H243V238H241ZM251 235H253V236H251ZM16 236H18V235H16ZM26 236H27V237H26ZM89 236H90V237H89ZM170 236H171V237H170ZM250 236H251V238H252V237L254 238V236H255V238H254V239L252 238L254 241L248 244V242L252 241V239L250 238V241L247 242V240H249L248 238H249ZM8 237H9L10 240H7ZM102 237H104V236H102ZM173 237H175V235H174ZM176 237H177V236H176ZM234 237H236V238H234ZM239 237L241 238L240 241H238V240H239V239H238ZM261 237L263 238V242H262V240H261V239H262ZM104 238H105V237H104ZM171 238H172V239H171ZM260 238H261V239H260ZM86 239H87V240H86ZM91 239H93V238H91ZM236 239H237V240H236ZM29 240H30V239H28V241H29ZM179 240H180V239H179ZM242 240H243V241L246 240V241H245V243H246L245 245H244V242H241ZM236 241H237V242H236ZM23 242H26V241H23ZM23 242H22V243H23ZM85 242H86V243H85ZM91 242H93V243H91ZM115 242H116V241H115ZM16 243H17L18 245H17ZM242 243H243V244H242ZM252 243L255 244V245H253L254 247H253V250L251 251V248H252V247H250V246H252ZM24 244H26V243H24ZM89 244L91 245L90 248H89ZM179 244H180V245H179ZM259 244H257V245H259ZM261 244H260V247H261ZM4 245L1 244V246H2L3 248H4ZM165 245H166V243H165ZM221 245H225V246H222V247H223V248H222ZM242 245H243V246H242ZM249 245H250V246H249ZM1 246H0V250H3V249L1 248ZM26 246L28 247V242H27V245H24V246H23L24 249H21V250H22L21 252H23V251L25 250V247H26ZM176 246H175V248H177ZM218 246H219V247H218ZM262 246H264V243L262 244ZM9 247H10L11 249H10ZM23 247H21V248H23ZM180 247H179V249H180ZM233 247H234V245H233ZM249 247H250V249H249ZM260 247H257L256 249H260ZM185 248H186V246H185ZM221 248H222V249H221ZM240 248H241V249H240ZM262 248H263V247H261L260 251H264V248H263V250H262ZM27 249H28V248H26V250H27ZM93 249H94V251H93ZM177 249H178V248H177ZM181 250H184V251H181ZM236 250H235V253H237ZM180 251H181L182 254H183V252L185 253V249H184V247L181 248ZM250 251H251V252H250ZM241 252H243V254H242V259L240 258V257H241V256H240V255H241ZM2 254H3V255H2ZM220 254H221V253H220ZM252 254H253V255H252ZM7 255H9L8 261L5 260V259H7V258H6ZM92 255H94V257H93ZM183 255H184V254H183ZM238 255H239V256H238ZM243 255L245 256L244 258H243ZM256 255H257V256H256ZM7 257H8V256H7ZM97 257H96V258H97ZM216 257H217V258H216ZM218 258H219V259H218ZM222 258H224V259H226V260H222ZM245 258H246V260H245ZM259 258H260V257H259ZM263 258H264V255H263ZM263 258H262V259H263ZM9 259H10V261H9ZM227 259H228V260H227ZM230 259H231V257H230ZM233 259H234V260H233ZM239 259H241V260H243V261L240 260V261H241V262H240ZM262 259L260 258L259 261H261ZM3 260H4V261H3ZM216 260H217V261H216ZM220 260H221V261H220ZM235 260H236V261H235ZM257 260H258V259H257ZM218 261H219V262H218ZM234 261H235V262H234ZM259 261H257V262H259ZM262 261H263V260H262ZM262 261H261V262H262ZM257 262H256V263H257ZM261 262H259L258 264H261ZM92 263H93V264H96V263H97V260H96V261H92ZM262 264H264V262H262Z\"/></svg>","mask_w":264,"mask_h":264}]
</instances>
